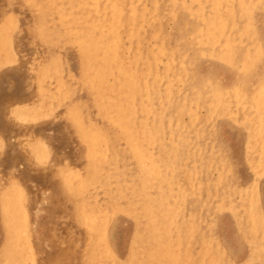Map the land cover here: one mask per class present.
<instances>
[{"label":"rangeland","instance_id":"rangeland-1","mask_svg":"<svg viewBox=\"0 0 264 264\" xmlns=\"http://www.w3.org/2000/svg\"><path fill=\"white\" fill-rule=\"evenodd\" d=\"M150 1L147 0L146 2V0H130V1L129 0H0V43H1L0 44V178H1L0 185L2 184L0 186L1 188L0 189L1 190L0 191V220H1L0 221V231L1 229L3 230V227H4V230L0 232V240H1L0 241V245H1L0 246V264H88V263L89 264H94V263L95 264H106V263L107 264H114V263L120 264L122 261L123 262L121 264L123 263H126V264H137V263L138 264H183V263L184 264H264V98H263L264 94H262L264 93L263 91L264 90V87H263L264 86V76H263L264 75V67H263L264 59H262L264 58V44H263L264 43L263 42L264 41V16H263L264 15L263 13L264 12V8H263L264 0H260V1L259 0H255V1L254 0L253 1L252 0H241V1L234 0L236 1V4L233 0H229V1L220 0V3H216V4L215 2L217 1L219 2V0H216V1L201 0L203 1V3L201 2L203 4V5L201 4L202 7L199 4L200 3L199 0L198 1L196 0L198 3L192 2L195 0H192V1L191 0H180L181 4L180 2L178 4L179 0H172L173 3L174 1H177L175 2V4L177 3L176 5L169 3L170 2L169 0H160V1L154 0V5L152 3L153 1L152 2ZM205 1H207V3H205ZM208 1L209 2L211 1V3H209ZM157 2H159V5H157L158 4ZM186 2L187 4H189V6L191 3L192 4L191 7H187L188 5L185 4ZM251 2H253V4H251ZM247 3L248 4L250 3V4L247 5ZM112 4H114L113 6H115V9L111 11L110 9H107V7L112 8ZM194 4H197L200 8ZM210 4L212 5L211 8L212 7L214 8L213 11H210L211 8H207L209 7ZM226 4L227 5L229 4V7H231L232 9H229ZM231 4L235 5L234 6L235 8H233V5L231 6ZM181 5L184 6V8ZM244 5L245 7L247 6L248 8L245 9ZM250 5H251V8H250ZM255 5L258 8L254 7ZM154 6H156L157 8ZM170 6H173V7H170ZM174 6H176L177 8L176 7L174 8ZM192 7L197 10L200 9V11L203 10V7H204L205 12L203 13L202 11L201 12L199 11V14H198V11L190 10ZM217 7H218V10H216ZM223 7L224 9L228 8L230 12L227 11L228 9L227 10L225 9L226 11L224 9L222 10L221 8ZM187 8L188 9L190 8L189 10L191 11V13L189 10H187ZM249 8L251 11L253 9V11L248 12ZM151 9L153 10L150 12ZM246 10L248 13H250V16L249 14L246 15L247 14ZM214 11H216L215 14L213 13ZM222 11H224L225 14ZM234 11L236 13H234ZM188 12L190 13V15ZM232 12L233 14L237 16V17L235 16L236 18L234 17L233 14H232L233 16H231ZM237 12H240V14H237ZM168 13L169 14L171 13V14L169 15ZM201 13L202 15H204V18H206L207 16L208 21L211 18V16H215V15L219 16V13L224 15V17L223 15H221L222 16V17L220 16L221 18H225L224 20L226 21L228 20L227 22L228 25L226 24L227 27H225L226 30L224 29V34L228 32L226 36H223L224 35L223 33L219 35V33H216L214 31H213L214 34L213 32L209 33L210 36L213 37L214 35L216 38L219 35L220 38L218 37L216 41L214 40L215 42H218V44L215 42L213 44V41H210L212 42L211 46L208 45L210 42H207L208 44L206 43L204 45L199 46L195 42V34H196L195 30L197 31L200 30L201 26H202V29L203 27L205 28L206 26L210 27V25L212 24L211 21L213 19L220 18V17L216 18V16L212 17L213 19H210L209 21V23L211 22V24H208L206 23L208 21L205 22ZM210 13H213L214 15H211ZM196 14L202 17L201 18L202 21H200L201 19L200 20L198 19L199 21L198 20L196 21V19L198 18L196 17L197 16ZM205 14H209V16L208 15L205 16ZM225 16H227V18ZM244 16H247V17L244 18ZM249 19H250L249 23L245 21V20L249 21ZM233 20H235L234 21L235 25H233L234 24ZM203 21L206 23L205 25ZM149 22H151V25ZM113 23L118 26L117 27L118 32L110 31L108 29V27L111 26V24L113 25ZM159 25H161V28ZM237 25H238V28H237ZM233 26L235 30H233ZM181 28L183 31L182 32L180 31L181 32L180 33L179 30ZM236 28H237V31H236ZM128 30H129V33H127ZM138 30H139V34H138ZM248 30L252 34H250ZM88 31H91L93 33L92 37H96V36L104 37L105 36L104 33L106 31L108 33L106 34L107 40L113 34H114L113 36L117 37L118 39V45H119L118 54L119 55H118V58H116L117 65L116 67L114 65L109 70V72L105 71L104 79L101 82H98V80H96L92 74L90 75L88 71L86 72V70L89 69L88 67L89 65H87L88 62L92 63V59L90 58V56H89L90 59L88 58L89 60L84 59L80 61V58L82 59L81 57L82 54H81L80 49H81V46H83V42H84L83 39L85 38L86 35H88ZM243 31H245V34L247 33L246 34L247 39L244 37L245 34L242 33ZM189 33H192V34L190 35ZM232 33L234 34V36H232ZM69 34L71 35L70 37H69ZM241 34L243 36H241ZM210 36H208L209 38L208 40L213 39V38L211 39ZM249 36H251V41H249L250 40ZM225 37H226V40L224 39ZM230 37H232V39ZM234 37L237 39H235ZM255 38L257 39V41ZM258 38H260V40ZM227 39L230 41H227ZM244 39L245 41H243ZM87 41H89V39ZM127 41H129L130 44ZM222 41L224 42V45L226 44V41H227V45L224 46ZM252 41L253 43L255 41V44H257V46L255 44L254 45L251 44ZM146 42L147 43L150 42V43H148L147 45ZM219 42H221L222 43L221 45L223 46L219 45ZM244 42L245 44L246 42L247 43L249 42V44L245 46ZM154 43L156 46H154ZM229 43H230V47H229ZM124 44L125 46L127 45L126 47L128 48H126ZM218 45H219V48L217 49ZM233 45L234 47L235 45H238V46L233 48ZM76 46H79V47H76ZM255 46L256 48H253ZM225 47H228V48H225ZM150 48L151 50H149ZM207 48H209L208 52L210 50L209 54L206 50ZM213 48L215 51L221 50L222 55L220 54L221 51L219 52L216 51V53H214L215 54L214 55L215 58H214L211 52ZM155 49L156 50L158 49L157 50L158 54H156ZM183 49L185 50L182 52L181 50ZM222 49H225V51H223ZM232 49L234 51L236 49L237 50L236 52H234ZM254 49L257 51H255ZM243 50L244 52H242ZM77 51H79V53ZM106 51H107V56H109L111 53L110 47H109V50L106 49ZM150 51L152 53V57H151ZM247 51L249 54L247 53ZM179 52L181 54H178ZM232 52H234L233 54L236 55V57H238L239 55L241 57L239 59H235L234 60L235 62L233 61V63L229 66L227 60L225 61V56L226 54H232ZM251 52L254 55H252ZM254 52L256 53V55ZM174 53H175V56H174ZM186 53L188 54V57ZM247 54L248 56L254 57V60H253L254 64L252 65V70L250 71V73L243 75V72L240 70L241 69L240 65L242 63V57L246 56ZM217 56L219 57L217 58ZM157 57H161L160 59L163 62ZM181 58L184 59V60L182 59V61L185 63L184 65H183V62L181 64ZM216 58H217L216 60L217 62L214 61ZM150 59L153 61H150ZM169 59L170 60L172 59L173 61L172 60L170 61ZM155 61H158V62H155ZM208 61L209 63H207ZM224 61H225V64H224ZM150 62H152V64ZM178 62H180V64H178ZM187 62L190 63L191 65L196 64V63L198 64L196 66L193 65L194 67L193 68L190 64H189L190 66H188ZM258 62L260 63L257 64ZM118 64L122 66L124 65L126 67L124 68L123 71H128L130 69L134 73V78L139 79V80L135 79V81L138 83V86H139L137 89L138 92H136L135 94L127 91L128 86H129L127 85L128 79H126L123 75H121L122 72L120 71V67ZM146 65L148 66L146 67ZM167 65L169 66L168 68H167ZM150 66L152 68H150ZM183 66L186 69L188 68L187 70L193 71V72L190 71L191 75L188 73V71L184 70L185 68ZM254 66L258 68H254ZM163 67L164 69H162ZM231 68H233V70H231ZM139 69L142 75L138 74L140 73ZM150 69H152V72ZM161 69L163 70V72L165 70V73L163 74V76L161 74L163 73ZM142 70H145L146 74ZM181 71L182 72L184 71L185 73H188V74L184 73L183 75ZM150 73L152 74L150 75ZM166 73L168 75H166ZM135 75H137V77ZM115 76L118 77V80L116 79ZM87 77H89V81L92 84L89 83V81L86 82L88 80ZM90 77H91V80H90ZM176 77L179 80L175 79ZM92 79H94V82L92 81ZM161 79L163 81H161ZM167 79L168 80L170 79L171 83L170 81H167ZM174 79L178 82H176ZM180 79L182 80V82L185 79L186 83L185 82L182 84L179 83L181 82ZM189 79L191 81L192 80L194 81L190 82ZM153 80H155L154 84L151 83L153 82ZM204 80L206 81L203 82ZM249 80H251V82ZM107 82L109 84L106 86ZM156 82L158 83L157 85L159 86L155 85ZM95 83L98 85H96ZM168 83H170L174 87V89L173 87L171 88L169 86L170 87V90H169ZM90 84L91 86H89ZM147 84L150 85L151 88L148 87ZM99 85L102 87H99ZM112 85H115V87L118 86L117 89L113 91L109 90V87ZM164 85H166L167 87ZM225 85L226 87H224ZM105 86L107 88H105ZM154 86L156 87L154 88ZM175 86L177 87L176 89H175ZM196 86H198L199 88ZM203 86L205 87L203 88ZM230 86L232 87L231 89H230ZM59 87H62V88H59ZM92 87L94 88L91 89ZM124 87H125V90L127 91V95L136 97V100L134 101V103L133 102L131 103L133 104V107L131 108L132 113L130 114V112L127 111V109H129L128 101L126 99H121L120 101L124 100L123 108H125L124 111L126 112H122V117H121V114L118 115L119 117H117V111L115 112V110H117L116 104L118 102L117 94L120 91V89H124ZM223 87H224V90H223ZM65 88L67 92L64 91ZM165 88H166V92H164ZM213 88H219L220 91L222 89L221 92L223 95L222 94L221 95L223 97L219 95V98L216 97L215 99L217 98L218 99L214 100L213 92L210 91ZM157 89L158 90L162 89L161 90L162 94L160 93L161 91H158ZM97 90H100L102 92L105 91L104 95H102L103 94L102 92L101 94ZM151 90L154 92H152ZM156 90L158 91V95L157 93H155L157 92ZM177 90H181V91H177ZM61 91H63L64 93L63 92L61 93ZM143 91L146 93H143ZM175 91H176V94H175ZM198 91H199V94L201 93L200 96L203 95V98L202 96L201 97L198 96L199 95ZM202 91L204 92L207 91L206 92L207 94ZM191 92H194L192 93L193 95L191 94ZM182 93L184 95H182ZM209 93L210 95H208ZM245 93H247V95ZM148 94L151 95V100L153 99L152 101H150L149 99L148 102L150 104L147 101H145L149 97ZM233 94L235 95L234 99H233V96H234ZM244 94L246 97L244 96ZM190 95L192 97H190ZM167 96L169 97L167 98ZM197 96L198 98L199 97L202 98L203 102L200 98L198 100ZM158 97H160L161 99ZM231 97L233 100L231 99ZM157 98L159 100H157ZM163 98L167 99V101L165 99L163 100ZM183 98L186 100L185 101L186 104L183 103L184 102L182 101L184 100ZM211 98H212V101H214V103H217V104L213 105L214 103L212 104ZM221 98H222V101L220 100ZM74 99L76 100L79 99L78 101H80V104L82 106L79 104L78 101ZM241 99L242 101H240ZM254 99L256 100L254 101ZM67 100L68 101L71 100V102L69 101L70 103H67L68 102ZM140 100L144 104V105L142 104L143 107L147 104V106H145L147 108L142 107L141 105L142 102L141 103L139 102ZM192 100L194 101V103L196 102L195 105L193 104ZM58 101H60L61 103ZM106 101H111V102L107 103ZM155 101L156 103H154ZM252 101L255 103L254 106H253ZM82 102H84L85 104ZM164 102H166L167 105ZM232 102H233V105H232ZM64 103H66L67 105L69 104L70 107L66 106V104L64 105ZM110 103L111 104L113 103L114 105H109ZM135 103H137L136 106L134 105ZM187 103L188 104L190 103L191 105L189 104V107H188ZM201 103L202 104L204 103L203 104L204 106H202ZM206 103L209 108H207V106L205 107ZM220 103L222 105L221 108H220ZM225 103L227 104L226 106L224 105ZM105 104L107 105L108 108L106 107ZM182 104H185V107L182 106ZM210 104L211 106L212 105L214 106V110L212 108L213 106L211 107ZM239 104L240 106H238ZM216 105L218 106L216 107ZM241 105L243 107H241ZM78 106H81V107H78ZM178 106L180 107V110L181 108H183L184 111L183 110L178 111L177 110ZM249 106L251 108L253 106L254 107L253 109L254 110L256 109L255 110L256 112L250 109ZM101 107H103L104 109L103 108L101 109ZM126 107L128 108L126 109ZM151 107H153V109ZM165 107L166 109H163ZM175 107H176L175 113L172 114L174 112ZM194 107L197 109L195 110ZM27 108L30 110H28ZM161 108L163 109V111ZM188 108H191V111L188 110ZM138 109L140 111H137ZM248 109L251 111L250 112L251 114L249 113ZM109 110H112V111L110 112ZM141 110L144 113L143 112L141 113ZM223 110L225 113L228 110L229 113L227 112L226 114H224ZM232 110H234L235 113ZM237 110L239 112H237ZM136 111L138 112L137 115H136L137 113ZM220 111L223 112V115L220 114L221 113ZM252 111H254L253 112L254 114L252 113ZM66 112L67 114H65ZM167 112L169 114L171 112V114L169 115ZM181 112H183V114ZM217 112H218V115L214 116L215 114H217ZM196 113H198V115ZM248 113H249V116H247ZM86 114L88 118L87 117L85 118ZM140 114H141V117L138 116ZM147 114L148 115L150 114L151 119L150 117L145 116ZM162 114H163V117H162ZM189 114H191V117H189L190 116ZM69 115L71 117H69ZM108 115L109 116L112 115L109 118V120L113 119L112 123L111 121L110 122L108 121V117H109ZM166 115L167 116L169 115L168 118H165ZM225 115L227 116L225 117ZM192 116L194 118H192ZM152 117L154 118V120L152 119ZM197 117L199 119H197ZM233 117L234 118L236 117L235 122H234ZM137 118H139L140 120ZM83 119H84V122H83ZM87 119H88V123L89 124L91 123V125L87 123ZM143 119L144 120L147 119V122L144 121L146 125H143ZM176 119H178V123H175V121L177 122ZM122 120H125V121H122ZM158 120L159 121L161 120V123L162 124L164 123V125H162L161 123H158L159 122ZM208 121H210V123ZM240 121L241 122L245 121V122L242 123V125H240L241 124ZM115 122L116 124H119V127L118 125H115ZM134 122H138V123L135 124ZM155 122L158 123L156 125L157 130H155L154 128ZM180 122L181 123L183 122L184 124L183 123H182L183 125L179 124ZM92 123H93V126H92ZM126 123L128 124V127H131L128 131L124 129V125ZM165 123L168 125V127L165 125ZM170 123L172 127H170V131H169V126H171ZM194 123H197V127L199 124V127L197 128L196 124L194 125ZM188 124H190L191 127L190 126L189 128L186 127L188 126ZM135 125L137 126L138 130L136 129ZM177 125L179 127H177ZM90 126L92 129L90 128ZM120 127L123 128L124 130L121 129ZM141 128H144V129L141 130ZM163 128L165 130H163ZM173 128H174V132L171 131L173 130ZM181 128L183 129L181 130ZM133 129L138 131L137 132L138 137L137 136L133 137L132 136L133 134L132 135L130 134L132 133V131H134ZM105 130L107 131L105 132ZM196 130L199 134L196 132ZM122 131L125 133H123ZM156 131H158L157 132L158 135H156L157 134ZM182 132L184 133L186 132L187 136ZM90 133H93V134L95 133V135L92 137H97V138L100 137L98 138V142L95 148L92 146L93 139L90 138L91 137ZM152 134H154L156 137L154 138V135ZM177 134H178L177 136L178 138H176ZM125 136H126V139H124ZM149 136L151 137V140ZM182 137L183 138L186 137V138L183 139ZM127 138H129V140ZM131 138H133V140ZM143 138H145V141H143ZM112 140L114 144L112 143ZM43 141H45V143ZM132 141L137 142V144L135 143V146H134ZM150 141H153V143L152 142L150 143ZM173 142L175 145L172 144ZM138 143H139V146H138ZM191 143L192 145H190ZM144 144L146 146H144ZM147 144H150V145L147 146ZM131 145L134 147H132ZM137 146L139 147L138 149H137ZM143 146L145 150L148 148L147 151H149L150 149L151 150L153 149V150L152 151L150 150L149 153L145 150L140 151L139 149L141 148H142L141 150H143ZM169 146L172 149H170ZM135 147L138 150L137 154H136L137 150L135 151L134 149L133 151V148ZM198 148L200 152L198 151ZM172 150H174V153ZM118 151L121 154L125 152L124 157H122L123 154L121 156L120 153H118ZM142 153L143 155H146V154L147 156L149 155L148 158L142 157ZM106 154H108V156H106ZM165 156L168 158H166ZM110 157L112 159H110ZM115 158H116V164L114 163ZM173 158L175 159L174 161L172 160ZM187 158H188V161H187ZM166 159L169 160L168 165H167L168 160L166 161ZM122 160L124 162H122ZM141 160L142 161L145 160L146 162L145 161L142 162ZM192 160L194 162H192ZM101 162H103V164ZM120 162L121 164H119ZM137 162L140 163L141 165L138 164ZM172 162L174 165L171 164ZM143 163L145 164V166L143 165ZM107 165H109V167H107ZM113 165L115 166L117 170H115ZM155 165L157 167H160V166L161 167L156 168ZM102 166L105 170H103V168H100ZM109 168H111L112 170ZM152 168L154 169L152 170ZM172 168H175V170ZM99 169L100 170L102 169V170L100 171ZM144 169H147V171L149 170L148 172L150 174ZM109 170L111 171V173ZM113 170L116 172H114ZM156 170H158V173L156 172ZM123 171H124V174H123ZM144 171L147 172V174L144 173ZM152 171H155V172H152ZM88 172H90V174L86 175V173L88 174ZM99 173H100V176L98 175ZM111 174H116L117 176L116 175L114 176ZM151 174L153 176L152 178L150 177ZM58 175H60V177ZM84 175L85 177L88 176L86 177L87 179L84 177ZM110 175L114 176L115 178L113 177L114 178L113 179L112 177H110ZM131 176L133 177L130 180ZM157 176H160V177H157ZM168 176H170L171 178L169 177L168 179ZM83 177L85 179H83ZM100 177H103L104 179H101ZM126 177L127 178L129 177V180L126 179ZM107 178H109V180ZM150 178H151V181H150ZM112 180H115V181L113 182ZM132 180L133 181L135 180V181L133 182ZM103 181L105 183H103ZM110 181L113 183L114 187L110 186L112 185ZM117 182H119V184ZM93 183H94V186H93ZM106 183H107V186L105 185ZM130 183H132L133 187ZM20 184L22 186H20ZM177 184L179 187V189L177 188L179 192H177L178 190L175 191ZM102 185L103 187H101ZM108 185H109V189H108ZM123 186H125V188H123ZM140 186L142 187L141 190L144 189L143 192L140 190L141 188ZM87 187L89 188L90 192L89 190H87L88 189ZM105 187L107 190L105 189ZM126 187L127 188L129 187V189H127ZM135 187L137 189H135ZM94 188H97V190H95ZM130 188H132L136 193H133L134 191L132 192V189ZM100 189L104 197L101 194ZM207 189L209 192L206 191ZM157 191L159 192L157 193ZM108 192L109 194H105ZM170 192H172L173 194H171ZM182 192L184 194H182ZM75 193L76 195L78 194V196H76ZM139 193L142 196L141 198L142 201L140 200L141 196L139 195ZM156 193H157L156 196L158 197V199L156 196H154ZM166 193H170L169 196ZM117 194L120 196L118 197ZM148 194L150 196H148ZM152 195L157 200L153 198ZM179 195H180V198H178L179 199L178 200L177 197H179ZM129 196H130V200H129ZM165 196L166 197L168 196V198H166ZM74 197H77L76 200L74 199ZM112 197L113 199H115L113 203H112L113 201ZM133 197L134 199H132ZM181 198H182V202H180ZM103 199L105 200V202L108 199L109 202L107 203V205H105L106 203L103 201ZM118 199L119 201H117ZM151 199L152 200L155 199L154 201H156L159 205H157V203L152 201ZM86 200H88L89 203ZM98 200H100L101 202ZM128 200L130 202H128ZM90 201L92 202V204L90 203ZM160 201H162V203H160ZM219 201H221L220 204H219ZM139 202H140L141 207L139 206ZM142 202L143 203L147 202V205H145L146 203L143 204ZM150 203H153L154 206L156 205L155 206L156 208L155 207L153 208L152 206L153 204H150ZM120 204L121 205L123 204L122 206L126 207V209L124 210V208H122ZM75 205L77 208L75 207ZM79 205H80V209H79ZM102 205L104 207H102ZM144 205L148 208L146 209L147 212L149 211L148 213H145L146 211L144 212L145 210ZM180 205L181 206L184 205V207H181ZM84 207L87 209H85ZM130 207L133 209H131ZM149 207H151L153 210L152 209L150 210ZM110 209L112 211H110ZM129 209L131 210V212L130 211L127 212V210ZM140 210L143 212L144 215L142 214ZM177 210L179 211L177 212ZM100 211H103V212L101 213ZM123 211L127 212L128 214L124 213ZM138 211H140L139 212L140 214L138 213ZM167 211H170L171 213L170 212L167 213ZM154 212H156V214ZM132 213H136V214L133 215ZM118 214H119V217H118ZM130 214L133 215L134 219L131 217L132 215ZM188 214L190 215L188 216ZM172 215H174L173 217H175V215L177 217L178 215V217L174 219ZM125 216L127 219L125 218ZM190 217H192L193 219ZM108 218L110 220H108ZM117 220L119 221L117 222ZM150 220H151V223H150ZM172 220L174 222L176 221L175 222L176 224H174ZM203 220H204V223H203ZM1 222H3V224H1ZM155 222L158 225L155 224ZM193 222L195 225L193 224ZM138 223L139 225L144 226V228L140 227ZM209 223L211 224L209 225ZM87 225L89 226V229L91 231L88 229ZM90 226L92 227V229ZM195 226H196V229H195ZM151 227L153 230L151 229ZM165 227L168 229L166 233H164ZM141 228H143L145 231ZM160 229L164 230V232L162 231L164 233L162 234L163 236L161 235V233H159ZM72 230L73 232L71 233ZM156 230H157V233L155 232L156 234L154 232L152 233V231H156ZM185 231L187 234L190 232V234H188L189 236L186 235ZM149 232L152 234H150ZM144 234L145 236L147 235L146 238H144L145 237L143 236ZM164 235H165V238H164L165 240L162 239ZM202 237H205V238H202ZM206 238L208 239V241ZM131 240L133 242V245L131 243ZM139 240H141L142 242ZM93 241H94V244H93ZM193 241L195 244L193 243ZM137 242H139V244ZM180 243H182V245ZM137 244L141 247H138ZM151 244L152 246H150ZM130 246L133 249L129 248ZM129 252L130 253L133 252L134 254L132 253L130 257ZM219 252L221 254H219ZM219 255H222V256H219ZM106 259L109 261H107ZM219 259L223 262H221Z\"/></svg>","mask_w":264,"mask_h":264},{"label":"bare ground","instance_id":"bare-ground-1","mask_svg":"<svg viewBox=\"0 0 264 264\" xmlns=\"http://www.w3.org/2000/svg\"><path fill=\"white\" fill-rule=\"evenodd\" d=\"M129 1H130V0H129ZM149 1H150V0H149ZM152 1H153V2H152ZM152 1H150V2H152L153 5H154V0H152ZM156 1H157V0H156ZM159 1H160V0H159ZM169 1H170L169 3H171V4H175V2H177V1H174V3H173L172 0H169ZM191 1H192V0H191ZM197 1H198V0H197ZM197 1L195 0V1H192V2H197ZM211 1H212V0H211ZM211 1H210V2L208 1V2L211 3ZM214 1H216V0H214ZM214 1H213V2H214ZM221 1H222V0H221ZM224 1H225V0H224ZM224 1H223V2H224ZM226 1H229V0H226ZM233 1H234V0H233ZM236 1H237V0H236ZM236 1H234L235 4H236ZM238 1H239V0H238ZM240 1H241V0H240ZM252 1H253V0H252ZM254 1H255V0H254ZM259 1H260V0H259ZM146 2H147V0H146ZM146 2H145V4H146ZM179 2H180V0L178 1V4H179ZM199 2H200V3H199L200 5L203 3V1H201V0H199ZM201 2H202V3H201ZM231 2H232V1H231ZM247 2H248V1H247ZM47 3H48V2H47ZM157 3H158L157 5H159V2H157ZM167 3H168V2H167ZM188 3H189V2H188ZM197 3H198V2H197ZM205 3H207V1H205ZM216 3H220V0H219V2H218V1L215 2V4H216ZM221 3H222V2H221ZM227 3H228V2H227ZM237 3H238V2H237ZM242 3H244V2H242ZM176 4H177V3H176ZM176 4H175V5H176ZM180 4H181V2H180ZM185 4H187V2H186ZM229 4H230V3H229ZM229 4H228V5L226 4V5L228 6L229 9H232L231 7H229ZM238 4H239V3H238ZM238 4H237V6H238ZM249 4H250V3H249ZM249 4L247 3V5H249ZM251 4H253V2H251ZM256 4H257V3H256ZM31 5H32V4H31ZM113 5H114V4H112V8H108V7H107V9H110V10L112 11L113 9H115V6H113ZM165 5H166V4H165ZM187 5H188L187 7H191L192 4L190 3V6H189V4H187ZM194 5H197V4H194ZM202 5H203V4H202ZM202 5H201V7H202ZM221 5H222V4H221ZM224 5H225V3H224ZM232 5H233V4H231V6H232ZM58 6H59V5H58ZM178 6H180V5H178ZM181 6H182V5H181ZM211 6H212V5L210 4L209 7H207V8H211ZM215 6H216V5H215ZM217 6H218V5H217ZM219 6H220V4H219ZM227 6H225V7H227ZM234 6H235V5H233V8H235ZM239 6H240V5H239ZM260 6H262V5H260ZM148 7H149V6H148ZM154 7H156V6H154ZM170 7H173V6H170ZM175 7H176V6H174V8H175ZM182 7L184 8V6H182ZM197 7H199V6L197 5ZM197 7H196V8H197ZM204 7H205V5H204ZM204 7H203V10H201L203 13L205 12V11H204V9H205ZM254 7L258 8L256 5H255ZM254 7H253V8H254ZM156 8H157V7H156ZM156 8H155V9H156ZM176 8H177V7H176ZM192 8H193V7H192ZM192 8H191V9L189 8V9L192 10V11H193V10H196V11H198V14H199L200 9L197 10V9H194V8L192 9ZM199 8H200V7H199ZM228 8H225V9L227 10ZM236 8H237V7H236ZM244 8L247 9L248 7H247V6L245 7V5H244ZM250 8H251V5H250ZM250 8H249L248 12L251 11ZM263 8H264V6H263ZM37 9H38V8H37ZM158 9H159V8H158ZM189 9L187 8V10H189ZM221 9L223 10L224 7L221 8ZM225 9H224V10H225ZM229 9H228L227 11L230 12ZM237 9H238V8H237ZM237 9H236V10H237ZM259 9H260V7H259ZM152 10H153V9H151L150 12H151ZM172 10H173V9H172ZM185 10H186V9H185ZM190 10H189V11H190ZM206 10H207V9H206ZM213 10H214V8L212 7L210 11H213ZM216 10H218V7H217ZM226 10H225V11H226ZM148 11H149V10H148ZM170 11H171V10H170ZM201 11H200V12H201ZM210 11H209V12H210ZM220 11H221V10H220ZM232 11H233V10H232ZM252 11H253V9H252ZM252 11H251V12H252ZM134 12H135V11H134ZM155 12H156V11H155ZM168 12H169V11H168ZM173 12H174V11H173ZM209 12H207V13H209ZM215 12H216V11H214L213 13L215 14ZM222 12H224V11H222ZM246 12H247V10H246ZM248 12H247L246 15L249 14V16H250V13H248ZM254 12H255V10H254ZM68 13H69V12H68ZM79 13H81V12H79ZM156 13H157V12H156ZM156 13H155V14H156ZM188 13H189V12H188ZM190 13H191V11H190ZM190 13H189V15H190ZM194 13H195V11H194ZM213 13H210V14H211V15H214ZM220 13H221V12H220ZM220 13H219V16H216V15H215L216 18H217V17H220L221 15H223V14H220ZM234 13H236V12L234 11ZM244 13H245V11H244ZM263 13H264V12H263ZM168 14H169V13H168ZM170 14H171V13H170ZM170 14H169V15H170ZM198 14H196V15H197L196 17H198V18L196 19V21H197L198 19L200 20V19L202 18L201 16H198ZM224 14H225V12H224ZM226 14H227V12H226ZM232 14H233V12L231 13V16H233V15H234V17L236 16L235 14H233V15H232ZM237 14H240V12H237ZM251 14H252V13H251ZM258 14H259V13H258ZM189 15H188V16H189ZM201 15H202V13H201ZM206 15L209 16V14H205V16H206ZM254 15H256V14H254ZM261 15H262V14H261ZM261 15H259V16H261ZM40 16H41V15H40ZM60 16H61V14H60ZM153 16H154V15H153ZM175 16H176V15H175ZM202 16H203V19L205 20V22L208 21L207 16H206L207 19L204 18V15H202ZM215 16H211V18H210V17H209V18H210V19H213L212 17H215ZM229 16H230V15H229ZM263 16H264V15H263ZM171 17H172V16H171ZM194 17H195V16H194ZM221 17H222V16H221ZM221 17L218 18V19H213V20L211 21L212 24H211V22L209 23V21H210V19H209V21L206 22V23L211 24L210 27H209V26H206L205 28L203 27V29H202V26H201V29H200V30H198V31L195 30V31H196V34H195V42H196L199 46H200V45H204V44H206L207 42H210V41H213V44H214V42L217 40V38L219 37V35H220L221 33L224 34V29L226 30L225 27H227L226 24H227L228 20L226 21V20H224L225 18H221ZM223 17H224V15H223ZM225 17L227 18V16H225ZM236 17H237V16H236ZM236 17H235V18H236ZM245 17H247V16H244V18H245ZM255 17H256V16H255ZM152 18H153V17H152ZM228 18H229V17H228ZM248 18H249V17H248ZM248 18H247V20H248ZM257 18H258V17H257ZM261 18H262V17H261ZM64 19H65V18H64ZM194 19H195V18H194ZM254 19H255V18H254ZM199 20H198V21H199ZM235 20H236V19H235ZM235 20H233V23H234ZM242 20H244V19H242ZM247 20H245V21L249 23V22H250V19H249V21H247ZM261 20H262V19H261ZM3 21H4V20H3ZM3 21H2V22H3ZM39 21H40V20H39ZM62 21H63V20H62ZM200 21H202V19H201ZM41 22H42V21H41ZM41 22H40V23H41ZM133 22H134V21H133ZM203 22H204V21H203ZM203 22H202V23H203ZM205 22H204V25L206 24ZM237 22H239V21H237ZM242 22H243V21H242ZM256 22H257V21H256ZM33 23H34V22H33ZM63 23H64V22H63ZM149 23H150V25H151V22H149ZM160 23H161V22H160ZM253 23H254V22H253ZM35 24H37V23H35ZM161 24H162V23H161ZM190 24H191V23H190ZM230 24H231V22H230ZM237 24H238V23H237ZM244 24H245V22H244ZM246 24H247V23H246ZM254 24H255V23H254ZM254 24H253V25H254ZM38 25H39V24H38ZM227 25H228V24H227ZM233 25H235V23H234ZM241 25H242V24H241ZM248 25H249V24H248ZM159 26H160V28H161V25H159ZM182 26H183V25H182ZM198 26H199V25H198ZM198 26H197V27H198ZM243 26H245V25H243ZM29 27H30V26H29ZM36 27H37V26H36ZM117 27H118V26H117L116 24L113 23V25L111 24V26H109L108 29H109L110 31L118 32V30H117L118 28H117ZM151 27H152V26H151ZM241 27H242V26H241ZM255 27H257V26H255ZM30 28H31V27H30ZM62 28H64V27H62ZM160 28H159V30H160ZM178 28H179V27H178ZM178 28H177V30H178ZM186 28H187V26H186ZM186 28H184V29H186ZM231 28H232V27H231ZM237 28H238V25H237ZM237 28H236V31H237ZM239 28H240V27H239ZM246 28H247V26H246ZM258 28H259V27H258ZM65 29H66V27H65ZM90 29H91V27H90ZM198 29H199V28H198ZM240 29H241V28H240ZM240 29H239V30H240ZM243 29H244V28H243ZM243 29H242V30H243ZM233 30H235V29H234V26H233ZM244 30H245V29H244ZM38 31H40V30H38ZM66 31H67V29H66ZM69 31H70V29H69ZM180 31H181V32L183 31L182 28L179 30V32H180ZM213 31L216 32V33H219V35H218L217 38L213 35V34H214ZM236 31H235V32H236ZM250 31H251V30H250ZM72 32H74V31H72ZM75 32H76V31H75ZM158 32H159V31H158ZM181 32H180V33H181ZM190 32H191V31H190ZM212 32H213V34H212L213 37L209 35V33H212ZM235 32H234V34H235ZM248 32H249V30H248ZM127 33H129V30H128ZM132 33H133V32H132ZM216 33H215V34H216ZM227 33H228V32H226V34H227ZM236 33H237V32H236ZM242 33L245 34V31H243ZM249 33H250V32H249ZM258 33H259V32H258ZM67 34H68V33H67ZM92 34H93V33H92L91 31H88V35H86L85 38L83 39V40H84V42H83V46H81V49H80V50H81V54H82V56H81L82 59L80 58V61H81V60H84V59L89 60V59L91 58V59H92V63H91V62L89 63V62L87 61V62H88L87 65H89V66H88L89 69L86 70V72L88 71V73H90V75L92 74L93 77H94L96 80H98V82H101V81L104 79L105 71L109 72V70H110L114 65H115V67H116V65H117V59H116V58H118V55H119V54H118V51H119L118 39H117V37H114V36H113L114 34H113V35L107 40V35H106V34H108V33H107L106 31H105V33H104V34H105L104 37H98V36H96V37H92V36H93ZM138 34H139V30H138ZM152 34H153V33H152ZM187 34H188V33H187ZM189 34L191 35L192 33H189ZM223 34H222V35H223ZM226 34H224L223 36H226ZM230 34H231V33H230ZM230 34H229V35H230ZM234 34L232 33V36H234ZM246 34H247V33H246ZM246 34H245V36H244L245 38H246ZM250 34H252V33H250ZM44 35H45V34H44ZM120 35H121V34H120ZM126 35H127V34H126ZM150 35H151V34H150ZM222 35H221V36H222ZM239 35H240V34H239ZM70 36H71V35L69 34V37H70ZM151 36H152V35H151ZM180 36H181V34H180ZM208 36H210L211 39H212V38H213V39H212V40H208V39H209ZM216 36H217V35H216ZM223 36H222V37H223ZM227 36H228V35H227ZM230 36H231V35H230ZM235 36H236V34H235ZM241 36H243V35L241 34ZM251 36H252V35H251ZM251 36H249V37H250V40H249V41H251ZM152 37H153V36H152ZM152 37H151V38H152ZM154 37H155V36H154ZM161 37H162V36H161ZM192 37H193V36H192ZM214 37H215V39H214ZM237 37H238V36H237ZM254 37H255V36H254ZM258 37H259V36H258ZM219 38H220V37H219ZM230 38L232 39V37H230ZM234 38H235V37H234ZM7 39H8V38H7ZM88 39H89V41H87ZM119 39H120V37H119ZM121 39H122V38H121ZM132 39H134V38H132ZM132 39H131V40H132ZM136 39H137V38H136ZM174 39H175V38H174ZM224 39L226 40V37H225ZM235 39H237V38H235ZM246 39H247V38H246ZM248 39H249V38H248ZM255 39H256V38H255ZM255 39H254V40H255ZM258 39L260 40V38H258ZM126 40H127V39H126ZM142 40H143V39H142ZM159 40H160V39H159ZM163 40H164V39H163ZM214 40H215V41H214ZM12 41H13V40H12ZM136 41H137V40H136ZM136 41H135V42H136ZM150 41H151V40H150ZM164 41H165V40H164ZM227 41H230V40L227 39ZM227 41H226V44H225V45H224V42L222 41V43H223L224 46L227 45ZM232 41H233V40H232ZM232 41H231V42H232ZM235 41H237V40H235ZM243 41H245V39H244ZM256 41H257V39H256ZM127 42L129 43V41H127ZM130 42H131V41H130ZM135 42H134V43H135ZM138 42H140V41H138ZM154 42H155V41H154ZM160 42H161V41H160ZM160 42H159V43H160ZM263 42H264V41H263ZM80 43H81V41H80ZM84 43H85V44H84ZM128 43H127V44H128ZM136 43H137V42H136ZM146 43H147V42H146ZM148 43H150V42H148ZM148 43H147V45H148ZM215 43L218 44V42H215ZM222 43L219 42V45H221ZM235 43H236V42H235ZM250 43H251V42H250ZM256 43H257V42H256ZM261 43H262V42H261ZM0 44H1V43H0ZM129 44H130V43H129ZM163 44H164V42H163ZM207 44H208V43H207ZM211 44H212V42H210L208 45L211 46ZM244 44H245V42H244ZM247 44H249V42H248V43L246 42L245 46H246ZM251 44L254 45V44H255V41H254V43H253V41H252ZM263 44H264V43H263ZM158 45H160V44H158ZM219 45H218L217 49L219 48ZM223 45H221V46H223ZM241 45H242V44H241ZM241 45H240V47H241ZM255 45L257 46V44H255ZM259 45H260V44H259ZM124 46H125V44H124ZM126 46H127V45H126ZM126 46H125V47H126ZM128 46H129V45H128ZM151 46H153V45H151ZM151 46H150V47H151ZM154 46H156L155 43H154ZM163 46H164V45H163ZM163 46H162V47H163ZM215 46H216V45H215ZM221 46H220V47H221ZM231 46H232V45H231ZM236 46H238V45H235V47H236ZM242 46H243V45H242ZM245 46H244V47H245ZM251 46H252V45H251ZM256 46L253 47V48H256ZM76 47H79V46H76ZM109 47H110L111 53H110L109 56H107V51H106V49L109 50ZM125 47H124V48H125ZM229 47H230V43H229ZM235 47H234V45H233V48H235ZM240 47H239V48H240ZM258 47H259V46H258ZM105 48H106V49H105ZM124 48H123V49H124ZM126 48H128V47H126ZM126 48H125V49H126ZM175 48H176V47H175ZM221 48H222V47H221ZM221 48H220V49H221ZM225 48H228V47H225ZM231 48H232V47H231ZM231 48H230V49H231ZM248 48H249V46H248ZM251 48H252V47H251ZM78 49H79V48H78ZM158 49H159V47H158ZM158 49H157V50H158ZM208 49H209V48L206 49L207 52H208ZM241 49H242V48H241ZM13 50H14V48H13ZM149 50H151V48H150ZM157 50L155 49L156 54H158V53H157ZM164 50H166V49H164ZM184 50H185V49H183V50H181V51L183 52ZM206 50H204V51H206ZM222 50L225 51V49H222ZM232 50H233V49H232ZM236 50H237V49H236ZM236 50H235V51L233 50V51L236 52ZM238 50H239V49H238ZM244 50H245V49H244ZM244 50H243L242 52H244ZM246 50H248V49H246ZM254 50H255V49H254ZM147 51H148V50H147ZM159 51H160V50H159ZM159 51H158V52H159ZM161 51H162V50H161ZM216 51H217V50H216ZM216 51L214 50V48H213V50H211L213 56L215 55L214 53H216ZM219 51H221V50H219ZM219 51H217V52H219ZM229 51H230V50H229ZM255 51H257V50H255ZM77 52L79 53V51H77ZM123 52H124V51H123ZM162 52H163V51H162ZM207 52H206V53H207ZM209 52H210V50H209ZM209 52H208V54H209ZM227 52H228V51H227ZM234 52H232V54H226V56H225V61L227 60L229 66L233 63V61H234L235 59H239V58L241 57L240 55H239L238 57H236V55L233 54ZM242 52H241V53H242ZM133 53H134V52H133ZM133 53H132V54H133ZM159 53H160V52H159ZM199 53H200V52H199ZM201 53H202V52H201ZM224 53H226V52H224ZM247 53H248V51H247ZM251 53H252V52H251ZM254 53H255V52H254ZM260 53H261V52H260ZM11 54H12V53H11ZM128 54H129V52H128ZM150 54H151V57H152V53H151V51H150ZM160 54H161V53H160ZM160 54H159V55H160ZM162 54H163V53H162ZM178 54H181V53L179 52ZM186 54H187V53H186ZM208 54H207V55H208ZM220 54L222 55V51H221ZM248 54H249V53H248ZM248 54H247L246 56L242 57V63H241L242 66L240 65V67H241L240 70L243 72V75H244V74H249L250 71L252 70V65L254 64V63H253L254 57H252V56H248ZM3 55H4V54H3ZM78 55H79V54H78ZM78 55H77V56H78ZM159 55H158V56H159ZM169 55H170V54H169ZM204 55H205V54H204ZM223 55H224V54H223ZM250 55H251V54H250ZM252 55H254V54L252 53ZM255 55H256V53H255ZM262 55H263V54H262ZM89 56H90V58H89ZM128 56H129V55H128ZM161 56H162V55H161ZM174 56H175V53H174ZM190 56H191V55H190ZM196 56H197V55H196ZM196 56H195V57H196ZM205 56H206V55H205ZM177 57H178V56H177ZM180 57H181V56H180ZM187 57H188V54H187ZM218 57H219V56H217V58H218ZM220 57H221V56H220ZM255 57H256V56H255ZM88 58H89V59H88ZM123 58H124V57H123ZM129 58H130V57H129ZM138 58H139V57H138ZM141 58H142V57H141ZM146 58H147V56H146ZM157 58L160 59L161 57H157ZM185 58H186V57H185ZM204 58H205V57H204ZM214 58H215V56H214ZM217 58H216L214 61H216ZM158 59H157V60H158ZM167 59H168V58H167ZM172 59H174V58H172ZM172 59H171V60H172ZM182 59H183V58H181V64H182V62H183ZM201 59H202V58H201ZM206 59H207V58H206ZM262 59H264V58H262ZM144 60H145V59H144ZM160 60H161V59H160ZM169 60H170V59H169ZM169 60H168V61H169ZM171 60H170V61H171ZM183 60H184V59H183ZM198 60H199V59H198ZM208 60H210V59H208ZM220 60H221V58H220ZM222 60H224V59H222ZM138 61H139V60H138ZM150 61H153V60L150 59ZM161 61H162V60H161ZM172 61H173V60H172ZM194 61H195V60H194ZM225 61H224V64H225ZM85 62H86V61H85ZM132 62H133V61H132ZM155 62H158V61H155ZM162 62H163V61H162ZM216 62H217V61H216ZM234 62H235V61H234ZM236 62H237V60H236ZM41 63H43V62H41ZM80 63H81V62H80ZM124 63H125V62H124ZM143 63H144V61H143ZM150 63L152 64V62H150ZM164 63H165V62H164ZM169 63H170V62H169ZM192 63H193V62H192ZM195 63H196V62H195ZM207 63H209V61H208ZM220 63H221V62H220ZM259 63H260V62H258L257 64H259ZM78 64H79V63H78ZM120 64H121V62H120ZM120 64H118V65H119V67H120V71L122 72L121 75H123L126 79H128L127 85H129V86H128L127 91L130 92V93L135 94L136 92H138L137 89H138V87H139V86H138V83L135 81V79H137V78H134V73H133L130 69H129L128 71H123L124 68H126V67H125L124 65L122 66V65H120ZM153 64H154V63H153ZM157 64H158V63H157ZM161 64H162V63H161ZM178 64H180V62H178ZM184 64H185V63L183 62V65H184ZM187 64H188V66L191 65V64L188 63V62H187ZM189 64H190V65H189ZM197 64H198V63L193 64V65L196 66ZM200 64H201V63H200ZM228 64H227V65H228ZM239 64H240V63H239ZM143 65H144V64H143ZM143 65H142V67H143ZM154 65H155V64H154ZM162 65H163V64H162ZM168 65H170V64H168ZM168 65H167V68L169 67ZM193 65H191V66L193 67ZM235 65H236V64H235ZM40 66H41V65H40ZM137 66H138V65H137ZM147 66H148V65H146V67H147ZM152 66H153V65H152ZM155 66H156V65H155ZM174 66H175V64H174ZM256 66H257V65H256ZM258 66H259V65H258ZM41 67H42V66H41ZM86 67H87V66H86ZM88 67H87V68H88ZM183 67H184V66H183ZM263 67H264V66H263ZM39 68H40V67H39ZM82 68H84V67H82ZM140 68H141V66H140ZM150 68H152V67L150 66ZM154 68H155V67H154ZM157 68H158V67H157ZM165 68H166V67H165ZM184 68H185V67H184ZM184 68H183V69H184ZM193 68H194V67H193ZM197 68H198V67H197ZM236 68H237V67H236ZM254 68H258V67H255V66H254ZM142 69H143V68H142ZM158 69H159V68H158ZM162 69H164V67H163ZM162 69H161V70H162ZM171 69H172V68H171ZM174 69H175V68H174ZM181 69H182V68H181ZM181 69H179V70H181ZM187 69H188V68H187ZM187 69L185 68L184 70L188 71V73L191 75V73H190L191 70L189 71V70H187ZM229 69H230V68H229ZM63 70H64V69H63ZM83 70H84V69H83ZM113 70H114V69H113ZM113 70H112V71H113ZM115 70H116V69H115ZM146 70H148V69H146ZM150 70H151V72H152V69H150ZM153 70H154V69H153ZM166 70H167V69H166ZM199 70H200V69H199ZM231 70H233V68H231ZM261 70H262V69H261ZM84 71H85V70H84ZM142 71H144V73L146 74L145 70H142ZM156 71H157V70H156ZM171 71H172V70H171ZM237 71H238V70H237ZM137 72H138V71H137ZM139 72H140V69H139ZM154 72H155V71H154ZM162 72H163V70H162ZM172 72H173V71H172ZM181 72H182V71H181ZM191 72H193V71H191ZM229 72H230V71H229ZM257 72H258V71H257ZM88 73H87V74H88ZM113 73H114V72H113ZM164 73H165V70H164L163 73H161L162 76H163ZM174 73H175V71H174ZM184 73H185V72L183 71L182 74L184 75ZM188 73H185V74H188ZM233 73H234V72H233ZM254 73H255V72H254ZM116 74H118V73H116ZM138 74H141V72L138 73ZM151 74H152V73H150V75H151ZM158 74H159V73H158ZM179 74H180V73H179ZM68 75H69V74H68ZM141 75H142V74H141ZM143 75H144V74H143ZM166 75H168V74L166 73ZM194 75H195V74H194ZM206 75H208V74H206ZM237 75H238V74H237ZM252 75H254V74H252ZM261 75H262V74H261ZM135 76L137 77V75H135ZM174 76H175V75H174ZM186 76H187V75H186ZM192 76H193V75H192ZM204 76H205V75H204ZM209 76H210V75H209ZM213 76H215V75H213ZM219 76H221V75H219ZM235 76H236V75H235ZM257 76H258V74H257ZM263 76H264V75H263ZM115 77H116V79L118 80V77H117V76H115ZM138 77H139V76H138ZM87 78H88V80L86 79V80H87L86 82L89 81V77H87ZM140 78H141V77H140ZM147 78H148V77H147ZM147 78H146V79H147ZM165 78H166V76H165ZM181 78H182V77H181ZM192 78H193V77H192ZM205 78H206V77H205ZM219 78H220V77H219ZM256 78H257V77H256ZM46 79H47V78H46ZM54 79H55V78H54ZM72 79H73V78H72ZM113 79H114V77H113ZM142 79H143V78H142ZM163 79H164V78H163ZM175 79L179 80L177 77H176ZM175 79H174V80H175ZM186 79H187V78H186ZM215 79H217V78H215ZM215 79H214V80H215ZM245 79H247V78H245ZM90 80H91V77H90ZM109 80H110V79H109ZM137 80H139V79H137ZM187 80H188V79H187ZM187 80H186V81H187ZM189 80H190V79H189ZM194 80H195V78H194ZM194 80H192V81H194ZM219 80H220V79H219ZM255 80H257V79H255ZM81 81H83V80H81ZM92 81L94 82V79H92ZM154 81H155V80H153V82H151V83L154 84ZM161 81H163V80L161 79ZM167 81H170V79H169V80L167 79ZM175 81H176V80H175ZM180 81H181V82H179V83L182 84V83L185 82V79L183 80V82H182L181 79H180ZM192 81L190 80V82H192ZM200 81H201V80H200ZM205 81H206V80H204L203 82H205ZM249 81L251 82V80H249ZM249 81H248V82H249ZM258 81H259V80H258ZM157 82H158V81H157ZM157 82L155 83V85H156V86H159V85H157V84H158ZM165 82H166V81H165ZM172 82H173V81H172ZM176 82H178V81H176ZM176 82H175V83H176ZM215 82H216V81H215ZM254 82H255V81H254ZM89 83H91V82L89 81ZM141 83H142V82H141ZM160 83H161V82H160ZM170 83H171V81H170ZM170 83H168V87L170 86V87L172 88L173 86H172ZM175 83H174V84H175ZM185 83H186V82H185ZM198 83H199V82H198ZM201 83H202V82H201ZM206 83H208V82H206ZM218 83H219V82H218ZM256 83H257V82H256ZM61 84H62V83H61ZM85 84H86V83H85ZM91 84H92V83H91ZM91 84H90L89 86H91ZM95 84H96V83H95ZM95 84H94V85H95ZM108 84H109V83L107 82L106 86H107ZM142 84H143V83H142ZM163 84H164V83H163ZM163 84H162V86H163ZM166 84H167V83H166ZM169 84H170V85H169ZM235 84H236V83H235ZM41 85H42V84H41ZM86 85H87V84H86ZM96 85H98V84H96ZM96 85H95V86H96ZM147 85H148V84H147ZM183 85H184V84H183ZM183 85H181V86H183ZM189 85H190V84H189ZM189 85H188V86H189ZM192 85H193V84H192ZM195 85H196V84H195ZM203 85H204V84H203ZM249 85H250V84H249ZM58 86H59V84H58ZM87 86H88V85H87ZM87 86H86V87H87ZM106 86H105V88H107ZM156 86H154V88H155ZM162 86H161V87H162ZM164 86H166V85H164ZM176 86H177V85H176ZM176 86H175V89L177 88ZM199 86H200V85H199ZM207 86H208V85H207ZM207 86H206V87H207ZM250 86H251V85H250ZM253 86H254V85H253ZM42 87H43V86H42ZM75 87H76V86H75ZM99 87H102V86L99 85ZM117 87H118V86H117ZM117 87H115V85H112V86L109 87V90H111V91L116 90ZM148 87H150V85H148ZM148 87H147V88H148ZM152 87H153V85H152ZM166 87H167V86H166ZM170 87H169V90H170ZM190 87H191V86H190ZM190 87H189V89H190ZM194 87H195V86H194ZM194 87H193V88H194ZM196 87H198V86H196ZM204 87H205V86H203V88H204ZM208 87H209V86H208ZM224 87H226V85H225ZM224 87H223V90H224ZM233 87H234V86H233ZM245 87H246V86H245ZM261 87H262V86H261ZM261 87H260V88H261ZM263 87H264V86H263ZM59 88H62V87H59ZM87 88H88V87H87ZM93 88H94V87H92L91 89H93ZM142 88H144V87H142ZM150 88H151V87H150ZM182 88H184V87H182ZM182 88H181V89H182ZM198 88H199V87H198ZM231 88H232V87L230 86V89H231ZM242 88H243V86H242ZM57 89H58V88H57ZM88 89H89V88H88ZM95 89H96V88H95ZM173 89H174V87H173ZM173 89H172V90H173ZM178 89H179V88H178ZM191 89H192V88H191ZM206 89H207V88H206ZM238 89H239V87H238ZM245 89H246V88H245ZM251 89H253V88H251ZM261 89H262V88H261ZM81 90H82V89H81ZM89 90H90V89H89ZM152 90H153V89H152ZM152 90H151V91H152ZM157 90H158V89H157ZM157 90H156V91H157ZM161 90H162V89H161ZM161 90L159 89L158 91H161ZM164 90H165L164 92H166V88H165ZM169 90H168V91H169ZM182 90H183V89H182ZM193 90H194V89H193ZM197 90H198V89H197ZM197 90H195V91H197ZM201 90H202V89H201ZM262 90H263V89H262ZM49 91H50V90H49ZM59 91H60V90H59ZM64 91L67 92L66 88H65ZM95 91H96V90H95ZM97 91H99L100 93L102 92V91H100V90H97ZM127 91L125 90V87H124V89H120V91H119L118 94H117V100H118V102H117V104H116L117 110H115V112L117 111V117H119L118 115H120V114H121V117H122V112H126V111H124L125 108H123V106H124V105H123V104H124V100H123V101H120L121 99H126V100L128 101L129 109H127L128 107H126V109H127V111L130 112V114L132 113V111H131L132 109H131V108L133 107V104H131V103H132V102L134 103V101L136 100V97L131 96V95H130V96L127 95ZM158 91L155 92V93H157V95H158ZM177 91H181V90H177ZM184 91H185V90H184ZM189 91H190V90H189ZM210 91L213 92V95H214L213 98H214V100H217V99L219 98V95L222 94V92H221L222 89H221V91H220L219 88H213V89L210 90ZM210 91H208V92H210ZM242 91H243V90H242ZM242 91H241V92H242ZM263 91H264V90H263ZM62 92H63V91H61V93H62ZM104 92H105V91H104ZM104 92H102L103 94H102V93H101V94L104 95ZM141 92H142V90H141ZM149 92H150V91H149ZM152 92H154V91H152ZM164 92H163V93H164ZM169 92H170V91H169ZM202 92H204V91H202ZM206 92H207V91H205L204 93H206ZM237 92H238V91H237ZM250 92H251V91H250ZM259 92H260V91H259ZM41 93H42V92H41ZM41 93H40V94H41ZM45 93H46V92H45ZM63 93H64V92H63ZM97 93H98V92H97ZM97 93H96V94H97ZM143 93H146V92L143 91ZM160 93L162 94V91H161ZM180 93H181V92H180ZM185 93H186V92H185ZM192 93H194V92H191V94H192ZM223 93H224V91H223ZM228 93H229V92H228ZM230 93H231V92H230ZM232 93H233V91H232ZM72 94H73V93H72ZM141 94H142V93H141ZM167 94H168V93H167ZM175 94H176V91H175ZM198 94H199V91H198ZM198 94H197V95H198ZM200 94H201V93H200ZM200 94H199L198 96H200ZM206 94H207V93H206ZM241 94H242V93H241ZM245 94L247 95V93H245ZM245 94H244V96H245ZM251 94H252V93H251ZM262 94H264V93H262ZM44 95H45V94H44ZM69 95H71V94H69ZM69 95H68V96H69ZM148 95H149V97H148V99H146L145 101L148 102L149 99H150V101H152L153 99L151 100V95H150V94H148ZM169 95H170V94H169ZM180 95H181V94H180ZM182 95H184V94L182 93ZM186 95H187V94H186ZM192 95H193V94H192ZM208 95H210V93H209ZM222 95H223V94H222ZM222 95H221V96H222ZM224 95H225V94H224ZM228 95H229V94H228ZM228 95H227V96H228ZM233 95H234V94H233ZM260 95H261V94H260ZM260 95H259V96H260ZM62 96H63V94H62ZM97 96H98V95H97ZM97 96H96V97H97ZM159 96H160V95H159ZM175 96H176V95H175ZM198 96H197V98H198ZM201 96H202V98H203V95H201ZM201 96H200V97H201ZM259 96H257V97H259ZM99 97H100V96H99ZM109 97H111V96H109ZM168 97H169V96H167V98H168ZM185 97H186V96H185ZM190 97H192V96L190 95ZM200 97H199V98H200ZM208 97H209V96H208ZM216 97H218V98L215 99ZM222 97H223V96H222ZM239 97H240V96H239ZM239 97H238V98H239ZM245 97H246V96H245ZM252 97H253V96H252ZM262 97H263V96H262ZM140 98H141V97H140ZM153 98H154V97H153ZM158 98H160V97H158ZM158 98H157V100H159ZM165 98H166V97H165ZM165 98H163V100H164ZM199 98H198V100H199ZM202 98H200V99L202 100ZM226 98H228V97H226ZM234 98H235V95L233 96V99H234ZM238 98H237V100H238ZM263 98H264V97H263ZM263 98H262V99H263ZM108 99H109V98H108ZM144 99H145V98H144ZM155 99H156V98H155ZM160 99H161V98H160ZM176 99H177V98H176ZM183 99H184V98H183ZM223 99H224V98H223ZM231 99H232V97H231ZM233 99H232V100H233ZM242 99H243V98H242ZM242 99H241L240 101H242ZM247 99H248V98H247ZM260 99H261V98H260ZM65 100H66V98H65ZM74 100H76V99H74ZM78 100H79V99H78ZM78 100H76V101H78ZM104 100H105V99H104ZM165 100L167 101V99H165ZM198 100H197V101H198ZM220 100L222 101V98H221ZM224 100H225V99H224ZM245 100H246V99H245ZM255 100H256V99H254V101H255ZM67 101H68V100H67ZM69 101L71 102V100H69ZM69 101H68L67 103H70ZM76 101H74V102H76ZM94 101H95V100H94ZM102 101H103V100H102ZM182 101H184L183 103L186 104V102H185L186 100H185V99L182 100ZM187 101H188V99H187ZM190 101H191V100H190ZM190 101H189V102H190ZM192 101H193V100H192ZM195 101H196V100H195ZM204 101H205V100H204ZM211 101H212V98H211ZM225 101H226V100H225ZM230 101H231V100H230ZM58 102H60V101H58ZM65 102H66V101H65ZM78 102H79V104H80V101H78ZM86 102H87V101H86ZM92 102H93V100H92ZM106 102L109 103V102H111V101H106ZM139 102L141 103L142 101L140 100ZM139 102H138V103H139ZM174 102H175V101H174ZM202 102H203V100H202ZM209 102H210V101H209ZM215 102H217V101H215ZM218 102H219V101H218ZM223 102H224V101H223ZM243 102H244V100H243ZM248 102H249V101H248ZM252 102H253V101H252ZM257 102H258V101H257ZM257 102H256V103H257ZM260 102H261V101H260ZM60 103H61V102H60ZM72 103H73V102H72ZM82 103H84V102H82ZM103 103H104V102H103ZM148 103H149V102H148ZM154 103H156V101H155ZM164 103L167 105L166 102H164ZM190 103H191V102H190ZM190 103H189V104H190ZM207 103H208V102H207ZM207 103H206L205 107L207 106ZM213 103H214V101H212V104H213ZM245 103H246V102H245ZM249 103H250V102H249ZM249 103H248V104H249ZM262 103H263V102H262ZM65 104H66V103H64V105H65ZM79 104H77V105H79ZM84 104H85V103H84ZM126 104H127V102H126ZM136 104H137V103H135L134 105L136 106ZM142 104H143V102L141 103V105H142ZM149 104H150V103H149ZM157 104H158V102H157ZM185 104H182V106L185 107ZM189 104L187 103L188 107H189ZM193 104L195 105L196 102L194 103V101H193ZM203 104H204V103H203ZM203 104L201 103L202 106H204ZM208 104H209V103H208ZM215 104H217V103H214L213 105H215ZM235 104H236V103H235ZM242 104H244V103H242ZM254 104H255V103L253 102V106H254ZM260 104H261V103H260ZM59 105H61V104H59ZM71 105H72V104H71ZM80 105H81V104H80ZM105 105H106V104H105ZM109 105H114V104H113V103H112V104L110 103ZM139 105H140V104H139ZM143 105H144V104H143ZM143 105H142V107H143ZM161 105H162V104H161ZM175 105H176V104H175ZM187 105H186V106H187ZM190 105H191V104H190ZM199 105H200V104H199ZM213 105H212V106H213ZM224 105L226 106L227 104L225 103ZM232 105H233V102H232ZM249 105H250V104H249ZM66 106H69V104H68V105L66 104ZM81 106H82V105H81ZM81 106H78V107H81ZM85 106H86V105H85ZM92 106H93V105H92ZM101 106H102V105H101ZM145 106H147V104H146ZM145 106H144V107H145ZM151 106H152V105H151ZM158 106H160V105H158ZM158 106H157V108H158ZM168 106H169V105H168ZM192 106H193V105H192ZM202 106H201V107H202ZM210 106H211V104H210ZM212 106H211V107H212ZM217 106H218V105H216V107H217ZM221 106H222V105H221V103H220V108H221ZM225 106H224V107H225ZM230 106H231V105H230ZM234 106H235V105H234ZM238 106H240V104H239ZM253 106H252V108L249 106L250 109L254 110V109H253V108H254ZM255 106H257V105H255ZM64 107H65V106H64ZM69 107H70V106H69ZM90 107H91V106H90ZM106 107H107V105H106ZM139 107H140V106H139ZM144 107H143V108H144ZM160 107H162V106H160ZM205 107H204V108H205ZM241 107H243V106L241 105ZM241 107H240V108H241ZM72 108H73V107H72ZM74 108H76V107H74ZM102 108H103V107H101V109H102ZM107 108H108V107H107ZM145 108H147V107H145ZM151 108L153 109V107H151ZM178 108H179V109H178ZM178 108H177V110L179 111V110H180V107L178 106ZM194 108H195V107H194ZM207 108H209V107L207 106ZM212 108H213V110H214V106H213ZM222 108H223V107H222ZM234 108H235V107H234ZM238 108H239V107H238ZM244 108H245V107H244ZM261 108H262V107H261ZM27 109H28V108H27ZM66 109H67V108H66ZM68 109H69V108H68ZM84 109H85V108H84ZM88 109H89V108H88ZM95 109H97V108H95ZM103 109H104V108H103ZM105 109H106V108H105ZM112 109H113V108H112ZM139 109H140V108H139ZM139 109H138L137 111H140ZM148 109H149V107H148ZM161 109H162V108H161ZM163 109H166V107L163 108ZM163 109H162V111H163ZM171 109H172V108H171ZM175 109H176V107L174 108V112H173L172 114L175 113ZM192 109H193V107H192ZM196 109H197V108H195V110H196ZM210 109H211V108H210ZM236 109H237V108H236ZM28 110H30V109H28ZM85 110H86V109H85ZM142 110H144V109H142ZM142 110H141V113L143 112ZM146 110H147V109H146ZM150 110H151V109H150ZM157 110H158V109H157ZM167 110H168V109H167ZM172 110H173V109H172ZM181 110L184 111L183 108H181ZM181 110H180V111H181ZM188 110L191 111V108H188ZM195 110H193V111H195ZM228 110H229V109H228ZM228 110H227V112H228ZM239 110H240V109H239ZM248 110H249V109H248ZM255 110H256V109H255ZM255 110H254V111H255ZM86 111H87V110H86ZM104 111H105V110H104ZM109 111L111 112L112 110H109ZM137 111H136V112H137ZM148 111H149V110H148ZM155 111H156V110H155ZM164 111H165V110H164ZM186 111H187V110H186ZM208 111H209V110H208ZM217 111H218V109H217ZM221 111H222V109H221ZM221 111H220V112H221ZM225 111H226V109H225ZM229 111H230V110H229ZM232 111H234V110H232ZM240 111H241V110H240ZM244 111H245V110H244ZM254 111H252V113H253ZM260 111H261V109H260ZM81 112H82V110H81ZM90 112H91V111H90ZM136 112H135V113H136ZM157 112H158V111H157ZM214 112H215V111H214ZM214 112H213V114H214ZM220 112H219V113H220ZM223 112H224V110H223ZM223 112H221L220 114L223 115ZM227 112H226V113H227ZM237 112H239V111L237 110ZM250 112H251V111L249 110V113H250ZM255 112H256V111H255ZM29 113H31V112H29ZM84 113H85V112H84ZM91 113H92V112H91ZM98 113H99V112H98ZM139 113H140V112H139ZM143 113H144V112H143ZM146 113H147V112H146ZM148 113H149V112H148ZM151 113H152V112H151ZM161 113H162V112H161ZM163 113H164V112H163ZM167 113H168V112H167ZM179 113H180V112H179ZM181 113L183 114V112H181ZM190 113H191V112H190ZM198 113H199V112H198ZM198 113H196V114L198 115ZM205 113H206V112H205ZM226 113L224 112V114H226ZM228 113H229V112H228ZM234 113H235V111H234ZM242 113H243V112H242ZM245 113H246V112H245ZM249 113H248V115H247V114H246V115L249 116ZM65 114H67V112H66ZM81 114H82V113H81ZM105 114H106V113H105ZM137 114H138V112L136 113V115H137ZM168 114H169V113H168ZM170 114H171V112H170ZM170 114H169V115H170ZM184 114H185V113H184ZM232 114H233V112H232ZM232 114H231V115H232ZM250 114H251V113H250ZM253 114H254V113H253ZM92 115H93V114H92ZM98 115H99V114H98ZM114 115H115V113H114ZM114 115H113V116H114ZM136 115H135V116H136ZM142 115H143V114H142ZM157 115H158V114H157ZM169 115H168V116H169ZM189 115H190V116H189ZM189 115H188V116L191 117V114H189ZM194 115H195V114H194ZM210 115H211V113H210ZM216 115H218V112H217V114H215L214 116H216ZM244 115H245V114H244ZM255 115H256V114H255ZM261 115H262V114H261ZM35 116H36V115H35ZM83 116H85V115H83ZM83 116H82V118H83ZM90 116H91V115H90ZM108 116H109V115H108ZM110 116H112V115H110ZM110 116L108 117V121H109V122L111 121V123H112V120H113V119H110V120H109ZM138 116L141 117V114L138 115ZM145 116L150 117V114H149V115L147 114V115H145ZM152 116H153V115H152ZM160 116H161V115H160ZM168 116L166 115L165 118H168ZM177 116H179V115H177ZM177 116H176V117H177ZM201 116H202V115H201ZM226 116H227V115H225V117H226ZM228 116H229V115H228ZM237 116H238V115H237ZM237 116H236V117H237ZM259 116H260V115H259ZM69 117H71V116L69 115ZM86 117H87V114H86L85 118H86ZM94 117H95V115H94ZM100 117H101V115H100ZM106 117H107V115H106ZM132 117H133V116H132ZM157 117H159V116H157ZM162 117H163V114H162ZM181 117H182V115H181ZM189 117H188V118H189ZM209 117H210V116H209ZM217 117H218V116H217ZM231 117H232V116H231ZM236 117H235V118L233 117V118H234V122H235ZM87 118H88V117H87ZM145 118H146V117H145ZM192 118H194V117L192 116ZM192 118H190V119H192ZM200 118H201V117H200ZM211 118H212V116H211ZM218 118H219V117H218ZM220 118H221V117H220ZM233 118H232V119H233ZM237 118H238V117H237ZM244 118H245V117H244ZM70 119H72V118H70ZM93 119H95V118H93ZM102 119H103V118H102ZM130 119H131V117H130ZM137 119H139V118H137ZM150 119H151V117H150ZM152 119L154 120L153 117H152ZM197 119H199V118L197 117ZM197 119H196V120H197ZM241 119H242V117H241ZM245 119H246V118H245ZM259 119H260V118H259ZM26 120H28V119H26ZM104 120H105V119H104ZM139 120H140V119H139ZM167 120H168V119H167ZM174 120H175V118H174ZM176 120H177V122L175 121V123H178V119H176ZM193 120H194V119H193ZM207 120H208V118H207ZM210 120H212V119H210ZM214 120H215V119H214ZM239 120H240V118H239ZM90 121H91V120H90ZM93 121H94V120H93ZM122 121H125V120H122ZM134 121H135V119H134ZM144 121L147 122V119H146V120L143 119V125H146ZM158 121H159V120H158ZM169 121H171V120H169ZM172 121H173V120H172ZM187 121H188V119H187ZM201 121H202V119H201ZM236 121H237V120H236ZM248 121H249V120H248ZM250 121H251V120H250ZM83 122H84V119H83ZM103 122H104V121H103ZM152 122H153V121H152ZM152 122H151V123H152ZM193 122H194V121H193ZM193 122H192V123H193ZM198 122H199V121H198ZM198 122H197V123H198ZM208 122L210 123V121H208ZM219 122H220V121H219ZM240 122H241V121H240ZM240 122H239V123H240ZM244 122H245V121L241 122L240 125H242V123H244ZM87 123H88V119H87ZM87 123H85V124H87ZM118 123H120V122H118ZM134 123L136 124V123H138V122H134ZM141 123H142V122H141ZM158 123H161V120H160ZM158 123L155 122V124H154V125H155V127H154L155 130H157V129H156V125H157ZM175 123H174V124H175ZM182 123H183V122H182ZM182 123L180 122L179 124H182ZM197 123H194V125L196 124V127H197ZM217 123H218V122H217ZM237 123H238V122H237ZM246 123H247V122H246ZM88 124H89V123H88ZM98 124H99V123H98ZM106 124H107V123H106ZM139 124H140V123H139ZM149 124H150V123H149ZM161 124H162V123H161ZM183 124H184V123H183ZM183 124H182V125H183ZM190 124H191V123H190ZM190 124H188V126H186V127L189 128ZM248 124H249V123H248ZM89 125H91V123H90ZM89 125H88V126H89ZM99 125H100V124H99ZM115 125H118V127H119V124H116V122H115ZM121 125H122V124H121ZM140 125H141V124H140ZM147 125H148V124H147ZM159 125H160V124H159ZM162 125H164V123H163ZM165 125L168 127V125H167L166 123H165ZM170 125H171V123H170ZM185 125H186V124H185ZM200 125H201V124H200ZM86 126H87V125H86ZM92 126H93V123H92ZM111 126H112V125H111ZM129 126H130V125H129ZM135 126H136V125H135ZM141 126H142V125H141ZM175 126H176V125H175ZM202 126H203V125H202ZM211 126H212V125H211ZM95 127H96V126H95ZM99 127H100V126H99ZM145 127H146V126H145ZM145 127H144V128H145ZM152 127H153V125H152ZM157 127H158V126H157ZM170 127H172V125L169 126V131H170ZM177 127H179V126L177 125ZM181 127H182V126H181ZM190 127H191V126H190ZM198 127H199V124H198ZM198 127H197V128H198ZM216 127H217V126H216ZM85 128H86V127H85ZM90 128H91V126H90ZM90 128H89V129H90ZM100 128H101V127H100ZM100 128H99V129H100ZM120 128H121V127H120ZM130 128H131V127H128V124H127V123L124 125V129H126V131H128ZM144 128H141V130L144 129ZM149 128H150V126H149ZM91 129H92V128H91ZM95 129H96V128H95ZM113 129H114V128H113ZM121 129H123V128H121ZM124 129H123V130H124ZM136 129L138 130L137 126H136ZM152 129H153V128H152ZM177 129H178V128H177ZM182 129H183V128H181V130H182ZM119 130H120V129H119ZM133 130H134V129H133ZM137 130H134V131L131 130L132 133H130V134H131V135L133 134V135H132L133 137H134V136H137V137H138V133H137L138 131H137ZM163 130H165V129L163 128ZM163 130H162V132H163ZM187 130H188V129H187ZM192 130H193V129H192ZM194 130H195V129H194ZM102 131H104V130H102ZM106 131H107V130H105V132H106ZM108 131H109V130H108ZM171 131L174 132V128H173V130H171ZM78 132H79V131H78ZM110 132H111V131H110ZM122 132H123V131H122ZM157 132H158V131H156V133H157ZM196 132H197V130H196ZM196 132H194V133H196ZM123 133H125V132H123ZM144 133H145V132H144ZM182 133H184V132H182ZM182 133H181V134H182ZM197 133H198V132H197ZM83 134H84V133H83ZM90 134H91V137H90V138L93 139V144H92V146L95 148V146L97 145V142H98V138H100V137H98V138H97V137H92V136L95 135V133H94V134H93V133H90ZM120 134H121V132H120ZM142 134H143V132H142ZM154 134H155V133H154ZM154 134H152V135H154ZM169 134H170V133H169ZM184 134L186 135V132H185ZM198 134H199V133H198ZM118 135H119V134H118ZM149 135H150V134H149ZM152 135H151V136H152ZM156 135H158V133H157ZM171 135H172V134H171ZM98 136H100V135H98ZM110 136H111V135H110ZM116 136H117V135H116ZM162 136H163V135H162ZM164 136H165V134H164ZM167 136H168V135H167ZM172 136H173V135H172ZM177 136H178V134L176 135V138H178ZM182 136H183V135H182ZM186 136H187V135H186ZM195 136H196V134H195ZM30 137H31V136H30ZM114 137H115V135H114ZM117 137H118V136H117ZM144 137H146V136H144ZM149 137H150V136H149ZM155 137H156V136L154 135V138H155ZM158 137H159V136H158ZM109 138H110V137H109ZM123 138H124V137H123ZM123 138H122V139H123ZM141 138H142V137H141ZM147 138H148V137H147ZM163 138H164V137H163ZM166 138H167V137H166ZM180 138H181V137H180ZM182 138H183V137H182ZM185 138H186V137H185ZM185 138H183V139H185ZM110 139H111V138H110ZM124 139H126V136H125ZM127 139L129 140V138H127ZM131 139L133 140V138H131ZM131 139H130V140H131ZM138 139H139V138H138ZM152 139H153V138H152ZM156 139H157V138H156ZM101 140H102V139H101ZM115 140H116V139H115ZM115 140H114V141H115ZM134 140H135V138H134ZM148 140H149V139H148ZM150 140H151V137H150ZM158 140H159V138H158ZM192 140H193V139H192ZM208 140H209V139H208ZM119 141H120V139H119ZM143 141H145V138H143ZM172 141H173V140H172ZM43 142L45 143V141H43ZM115 142H116V141H115ZM128 142H129V141H128ZM132 142H133L134 146H135V143L137 144V142H135V141H132ZM151 142L153 143V141H150V143H151ZM154 142H155V141H154ZM175 142H176V140H175ZM112 143H113V140H112ZM117 143H118V142H117ZM129 143H130V142H129ZM140 143H141V142H140ZM145 143H146V142H145ZM148 143H149V142H148ZM162 143H163V142H162ZM194 143H195V142H194ZM113 144H114V143H113ZM172 144H174V142H173ZM48 145H49V144H48ZM107 145H108V144H107ZM149 145H150V144H147V146H149ZM174 145H175V144H174ZM178 145H179V144H178ZM178 145H177V146H178ZM190 145H192V143H191ZM113 146H114V145H113ZM118 146H119V145H118ZM126 146H127V145H126ZM131 146H132V145H131ZM134 146H132V147H134ZM138 146H139V143H138ZM138 146H137V149L139 148ZM144 146H146V145L144 144ZM144 146H143V150H141L142 148L139 149V150H140V151H144V150H145ZM152 146H153V145H152ZM170 146H171V145H170ZM170 146H169V147H170ZM46 147H47V146H46ZM107 147H108V146H107ZM140 147H141V146H140ZM195 147H196V146H195ZM208 147H209V146H208ZM114 148H115V147H114ZM119 148H120V147H119ZM178 148H180V147H178ZM46 149H47V148H46ZM120 149H121V148H120ZM124 149H125V148H124ZM134 149H135V151L137 150L136 147L133 148V151H134ZM170 149H172V148L170 147ZM173 149H174V148H173ZM193 149H194V147H193ZM193 149H192V150H193ZM89 150H90V149H89ZM114 150H115V149H114ZM127 150H128V148H127ZM147 150H148V148H147L145 151H147ZM150 150H151V149H150ZM150 150L147 151V152L149 153ZM152 150H153V149H152ZM152 150H151V151H152ZM168 150H169V149H168ZM174 150H175V149H174ZM174 150H172L173 153H174ZM116 151H117V150H116ZM121 151H122V150H121ZM125 151H126V150H125ZM198 151L200 152L199 148H198ZM131 152H132V151H131ZM147 152H145V153H147ZM168 152H169V151H168ZM180 152H181V151H180ZM48 153H49V152H48ZM51 153H52V152H51ZM118 153H120V152L118 151ZM137 153H138V150H137L136 154H137ZM139 153H140V152H139ZM173 153H172V154H173ZM176 153H177V152H176ZM176 153H175V155H176ZM197 153H198V152H197ZM116 154H117V152H116ZM122 154H123V156H122ZM122 154L120 153V155H121L122 157H124L125 152L122 153ZM126 154H127V153H126ZM192 154H193V153H192ZM139 155H141V154H139ZM139 155H138V156H139ZM151 155H152V153H151ZM198 155H199V154H198ZM198 155H197V156H198ZM106 156H108V154H106ZM113 156H114V155H113ZM113 156H112V158H113ZM148 156H149V155H148ZM148 156H147V154H146V155H143V153H142V157H147V158H148ZM154 156H155V154H154ZM154 156H153V157H154ZM166 156H167V155H166ZM166 156H165V157H166ZM193 156H194V155H193ZM90 157H91V156H90ZM125 157H126V156H125ZM181 157H182V156H181ZM107 158H108V157H107ZM112 158L110 157V159H112ZM150 158H152V157H150ZM166 158H168V157H166ZM171 158H172V157H171ZM175 158H176V156H175ZM110 159H109V160H110ZM130 159H131V158H130ZM192 159H193V158H192ZM105 160H107V159H105ZM132 160H133V159H132ZM136 160H137V158H136ZM146 160H147V159H146ZM154 160H155V158H154ZM154 160H153V161H154ZM158 160H160V159H158ZM167 160H168V159H166V161H167ZM172 160L174 161L175 159L173 158ZM172 160H171V161H172ZM184 160H185V159H184ZM90 161H91V159H90ZM102 161H103V160H102ZM113 161H114V159H113ZM118 161H120V160H118ZM141 161H142V160H141ZM143 161H145V160H143ZM143 161H142V162H143ZM153 161H151V162H153ZM187 161H188V158H187ZM111 162H112V161H111ZM122 162H124V161L122 160ZM139 162H140V161H139ZM145 162H146V161H145ZM156 162H157V161H156ZM158 162H159V161H158ZM192 162H194V161L192 160ZM101 163L103 164V162H101ZM106 163H107V162H106ZM109 163H110V162H109ZM109 163H108V164H109ZM114 163L116 164V158H115V162H114ZM114 163H112V164H114ZM131 163H132V162H131ZM137 163H138V162H137ZM165 163H166V162H165ZM168 163H169V160H168V162H167V165H168ZM182 163H183V162H182ZM195 163H197V162H195ZM89 164H90V163H89ZM119 164H121V162H120ZM123 164H124V163H123ZM126 164H127V162H126ZM138 164H140V163H138ZM157 164H159V163H157ZM171 164H173V162H172ZM100 165H101V164H100ZM140 165H141V164H140ZM143 165L145 166L144 163H143ZM173 165H174V164H173ZM191 165H192V164H191ZM113 166H114V165H113ZM126 166H127V165H126ZM155 166H156V165H155ZM158 166H159V165H158ZM164 166H165V165H164ZM65 167H67V166H65ZM107 167H109V165H107ZM129 167H130V166H129ZM160 167H161V166H160ZM160 167H157V166H156V168H160ZM194 167H195V165H194ZM88 168H89V167H88ZM92 168H93V167H92ZM100 168H103V166L100 167ZM114 168H115V166H114ZM139 168H140V167H139ZM154 168H155V167H154ZM154 168H152V170H153ZM169 168H170V166H169ZM185 168H186V167H185ZM68 169H69V168H68ZM109 169H111V168H109ZM118 169H119V168H118ZM125 169H126V168H125ZM134 169H135V168H134ZM140 169H141V168H140ZM140 169H139V170H140ZM148 169H149V168H148ZM172 169L175 170V168H172ZM193 169H194V168H193ZM99 170H100V169H99ZM101 170H102V169H101ZM101 170H100V171H101ZM103 170H105V169L103 168ZM111 170H112V169H111ZM115 170H117V169L115 168ZM123 170H124V169H123ZM144 170L147 171V169H144ZM174 170H173V171H174ZM228 170H229V169H228ZM80 171H81V170H80ZM109 171H110V170H109ZM113 171H114V170H113ZM125 171H126V170H125ZM148 171H149V170H148ZM148 171H147V172H148ZM163 171H164V170H163ZM163 171H162V172H163ZM168 171H169V170H168ZM106 172H108V171H106ZM106 172H105V173H106ZM114 172H116V171H114ZM147 172L144 171V173H146V174H147ZM152 172H155V171H152ZM156 172L158 173V170H156ZM196 172H197V171H196ZM228 172H229V171H228ZM228 172H227V173H228ZM96 173H97V172H96ZM96 173H95V174H96ZM110 173H111V171H110ZM120 173H121V172H120ZM127 173H128V171H127ZM139 173H140V171H139ZM139 173H138V174H139ZM148 173H149V172H148ZM171 173H172V172H171ZM56 174H57V173H56ZM80 174H81V173H80ZM89 174H90V172H88V174L86 173V175H89ZM107 174H109V173H107ZM118 174H119V173H118ZM123 174H124V171H123ZM133 174H134V172H133ZM149 174H150V173H149ZM161 174H162V173H161ZM163 174H164V173H163ZM169 174H170V173H169ZM187 174H188V173H187ZM98 175L100 176V173H99ZM111 175H114V176H115L116 174H111ZM111 175H110V177L113 178L114 176H111ZM119 175H120V174H119ZM135 175H136V173H135ZM159 175H160V174H159ZM58 176L60 177V175H58ZM104 176H106V175H104ZM116 176H117V175H116ZM171 176H172V175H171ZM13 177H14V176H13ZM61 177H62V176H61ZM84 177H85V175H84ZM84 177H83V179H85V178L88 177V176H86L85 178H84ZM119 177H120V176H119ZM119 177H118V178H119ZM132 177H133V176L130 177V180H131ZM137 177H138V176H137ZM147 177H149V176H147ZM147 177H146V178H147ZM150 177H151V178L153 177L152 174H151ZM155 177H156V176H155ZM157 177H160V176H157ZM169 177H170V176H168V179H169ZM14 178H15V177H14ZM68 178H69V177H68ZM100 178H101V179H104L103 177H100ZM112 178H111V179H112ZM114 178H115V177H114ZM114 178H113V179H114ZM118 178H117V179H118ZM151 178H150V181H151ZM164 178H165V177H164ZM170 178H171V177H170ZM83 179H81V180H83ZM86 179H87V178H86ZM90 179H91V178H90ZM107 179L109 180V178H107ZM126 179L129 180V177H128V178L126 177ZM148 179H149V178H148ZM148 179H147V180H148ZM161 179H162V178H161ZM0 180H1V178H0ZM17 180H18V179H17ZM61 180H62V178H61ZM91 180H92V179H91ZM97 180H98V178H97ZM128 180H127V181H128ZM142 180H143V178H142ZM142 180H141V181H142ZM162 180H163V179H162ZM3 181H4V180H3ZM11 181H12V180H11ZM99 181H100V179H99ZM106 181H107V180H106ZM112 181L114 182L115 180H112ZM116 181H117V180H116ZM132 181H133V180H132ZM134 181H135V180H134ZM134 181H133V182H134ZM136 181H137V180H136ZM145 181H146V180H145ZM165 181H167V180H165ZM169 181H171V180H169ZM97 182H98V181H97ZM125 182H126V181H125ZM139 182H140V181H139ZM186 182H188V181H186ZM189 182H190V180H189ZM8 183H9V182H8ZM62 183H63V182H62ZM89 183H90V182H89ZM95 183H96V182H95ZM99 183H100V182H99ZM103 183H105V182L103 181ZM107 183H108V182H107ZM107 183L105 184L106 186H107ZM110 183L112 184V185H110V186H113V183H112L111 181H110ZM115 183H116V182H115ZM117 183L119 184V182H117ZM159 183H160V182H159ZM159 183H158V184H159ZM172 183H173V182H172ZM179 183H180V182H179ZM191 183H192V182H191ZM121 184H122V183H121ZM121 184H120V185H121ZM124 184H125V183H124ZM124 184H123V185H124ZM130 184L132 185V183H130ZM130 184H129V185H130ZM133 184H134V183H133ZM161 184H162V183H161ZM1 185H2V184H1ZM1 185H0V186H1ZM68 185H69V184H68ZM143 185H144V184H143ZM155 185H156V184H155ZM167 185H168V184H167ZM171 185H173V184H171ZM20 186H22V185L20 184ZM62 186H64V185H62ZM91 186H92V185H91ZM93 186H94V183H93ZM95 186H96V184H95ZM118 186H119V185H118ZM127 186H128V184H127ZM157 186H158V185H157ZM4 187H5V186H4ZM101 187H103V185H102ZM101 187H99V188H101ZM113 187H114V186H113ZM121 187H122V186H121ZM129 187H130V186H129ZM129 187H128V188L126 187V188L129 189ZM132 187H133V185H132ZM140 187H141V186H140ZM155 187H156V186H155ZM22 188H23V187H22ZM87 188H88V187H87ZM90 188H91V187H90ZM123 188H125V186H123ZM143 188H144V187H143ZM146 188H147V187H146ZM150 188H151V187H150ZM177 188L179 189L178 184H177L176 190H175V189H174V190L177 191V190H178ZM0 189H1V188H0ZM3 189H4V188H3ZM3 189H2V190H3ZM63 189H64V188H63ZM75 189H76V188H75ZM94 189L97 190V188H94ZM102 189H103V188H102ZM105 189H106V187H105ZM108 189H109V185H108ZM130 189H132V188H130ZM135 189H137V188L135 187ZM141 189H142V187L140 188V190H141ZM147 189H148V188H147ZM167 189H168V188H167ZM171 189H172V188H171ZM171 189H170V190H171ZM190 189H191V188H190ZM23 190H24V189H23ZM77 190H78V189H77ZM87 190H89V188H88ZM106 190H107V189H106ZM143 190H144V189H143ZM143 190H141V191L143 192ZM158 190H159V188H158ZM160 190H161V189H160ZM172 190H173V189H172ZM180 190H181V189H180ZM200 190H201V189H200ZM227 190H228V188H227ZM231 190H232V189H231ZM0 191H1V190H0ZM73 191H74V190H73ZM75 191H76V190H75ZM100 191H101V189H100ZM109 191H110V190H109ZM116 191H117V189H116ZM121 191H122V190H121ZM133 191H134V190L132 189V192H133ZM141 191H140V192H141ZM145 191H147V190H145ZM163 191H164V190H163ZM166 191H167V190H166ZM181 191H182V190H181ZM189 191H190V190H189ZM206 191H208V189H207ZM89 192H90V190H89ZM89 192H87V193H89ZM95 192H96V191H95ZM105 192H106V191H105ZM111 192H112V191H111ZM118 192H119V191H118ZM128 192H129V191H128ZM138 192H139V191H138ZM158 192H159V191H157V193H158ZM172 192H174V191H172ZM172 192H170V193L173 194ZM177 192H179V190H178ZM184 192H185V191H184ZM208 192H209V191H208ZM214 192H215V191H214ZM216 192H217V191H216ZM231 192H233V191H231ZM96 193H97V192H96ZM112 193H113V192H112ZM121 193H122V192H121ZM126 193H127V192H126ZM133 193H136V192L134 191ZM157 193H156L154 196H156ZM170 193H166V194H168V196H169ZM180 193H181V192H180ZM227 193H229V192H227ZM227 193H226V194H227ZM73 194H74V192H73ZM101 194H102V191H101ZM105 194H109V192H108V193H105ZM124 194H125V193H124ZM124 194H123V195H124ZM128 194H129V193H128ZM159 194H160V193H159ZM166 194H165V195H166ZM178 194H179V193H178ZM182 194H184V193L182 192ZM214 194H215V193H214ZM214 194H213V195H214ZM75 195H76V193H75ZM83 195H84V193H83ZM102 195H103V194H102ZM114 195H115V194H114ZM134 195H135V194H134ZM139 195H140V193H139ZM163 195H164V194H163ZM185 195H186V194H185ZM215 195H216V194H215ZM229 195H230V194H229ZM243 195H244V194H243ZM26 196H27V195H26ZM76 196H78V194H77ZM79 196H80V195H79ZM96 196H97V195H96ZM111 196H112V195H111ZM111 196H110V197H111ZM117 196L119 197L120 195L117 194ZM117 196H116V197H117ZM126 196H128V195H126ZM140 196H141V195H140ZM145 196H146V195H145ZM148 196H150V195L148 194ZM168 196H167V197L165 196V197L168 198ZM87 197H88V196H87ZM89 197H90V196H89ZM97 197H98V196H97ZM97 197H96V199H97ZM103 197H104V195H103ZM131 197H132V196H131ZM152 197H153V195H152ZM156 197H157V196H156ZM161 197H162V196H161ZM173 197H174V196H173ZM184 197H185V196H184ZM212 197H214V196H212ZM229 197H230V196H229ZM245 197H246V196H245ZM76 198H77V197H74L75 200H76ZM91 198H92V197H91ZM106 198H107V197H106ZM124 198H125V196H124ZM124 198H123V199H124ZM141 198H142V196L140 197V200H141ZM153 198H155V197H153ZM169 198H170V197H169ZM178 198H180V195H179V197H177V199H178ZM226 198H227V197H226ZM72 199H73V197H72ZM81 199H82V198H81ZM112 199H113V197H112ZM127 199H128V198H127ZM132 199H134V197H133ZM155 199H156V198H155ZM155 199H154V200H155ZM157 199H158V197H157ZM157 199H156V200H157ZM227 199H228V198H227ZM75 200H74V201H75ZM90 200H91V199H90ZM110 200H111V199H110ZM114 200H115V199H113L112 203L114 202ZM124 200H125V199H124ZM129 200H130V196H129ZM129 200H128V202H130ZM140 200H139V201H140ZM147 200H148V199H147ZM147 200H146V201H147ZM151 200H152V199H151ZM154 200H152V201H154ZM168 200H169V199H168ZM178 200H179V199H178ZM247 200H248V199H247ZM28 201H29V200H28ZM74 201H73V202H74ZM86 201L88 202V200H86ZM95 201H96V200H95ZM98 201H100V200H98ZM103 201L105 202L104 199H103ZM117 201H119V199H118ZM135 201H136V200H135ZM141 201H142V200H141ZM166 201H167V199H166ZM226 201H227V200H226ZM3 202H4V201H3ZM26 202H27V201H26ZM100 202H101V201H100ZM108 202H109V201H108V199H107V201L105 202V203H106L105 205H107ZM121 202H122V201H121ZM124 202H125V201H124ZM131 202H132V201H131ZM137 202H138V201H137ZM148 202H149V201H148ZM150 202H151V201H150ZM154 202H156V201H154ZM154 202H153V203H154ZM168 202H170V201H168ZM176 202H177V200H176ZM180 202H182V198H181V201H180ZM180 202H179V203H180ZM220 202H221V201H219V204H220ZM4 203H5V202H4ZM4 203H3V204H4ZM75 203H76V202H75ZM85 203H86V202H85ZM88 203H89V202H88ZM90 203L92 204L91 201H90ZM93 203H94V202H93ZM96 203H97V202H96ZM102 203H103V202H102ZM126 203H127V201H126ZM126 203H125V204H126ZM142 203H143V202H142ZM145 203H146V204H145ZM145 203H143V204L147 205V202H145ZM153 203H150V204H153ZM156 203H157V202H156ZM160 203H162V201H160ZM210 203H211V202H210ZM227 203H228V202H227ZM94 204H95V203H94ZM97 204H98V203H97ZM110 204H111V203H110ZM110 204H109V205H110ZM115 204H116V202H115ZM128 204H129V203H128ZM150 204H149V205H150ZM171 204H172V203H171ZM173 204H174V203H173ZM183 204H184V203H183ZM4 205H5V204H4ZM68 205H69V204H68ZM76 205H77V204H76ZM76 205H75V207H76ZM81 205H82V204H81ZM103 205H104V204H103ZM103 205H102V207H104ZM118 205H119V204H118ZM120 205H121V204H120ZM122 205H123V204H122ZM122 205H121V206H122ZM131 205H133V204H131ZM145 205H144V206H145ZM157 205H159V204L157 203ZM231 205H232V204H231ZM22 206H23V205H22ZM94 206H95V205H94ZM128 206H129V205H128ZM139 206L141 207L140 202H139ZM150 206H151V205H150ZM152 206H153V208H154L156 205L154 206V204H153ZM180 206H181V205H180ZM1 207H2V206H1ZM25 207H26V206H25ZM97 207H98V206H97ZM110 207H111V206H110ZM112 207H113V206H112ZM134 207H135V206H134ZM136 207H137V206H136ZM142 207H143V206H142ZM145 207H146V206H145ZM145 207H144V209H145L144 212L146 211L145 213H148L149 211L147 212V210H146V209H148V208H147V207L145 208ZM173 207H174V205H173ZM181 207H184V205L181 206ZM219 207H220V206H219ZM233 207H234V206H233ZM76 208H77V207H76ZM84 208H85V207H84ZM94 208H95V207H94ZM122 208H124V210L126 209V207H123V206H122ZM130 208H131V207H130ZM155 208H156V207H155ZM228 208H230V207H228ZM236 208H237V207H236ZM244 208H245V206H244ZM244 208H243V209H244ZM74 209H75V208H74ZM79 209H80V205H79ZM85 209H87V208H85ZM92 209H93V208H92ZM98 209H99V208H98ZM105 209H106V208H105ZM116 209H117V208H116ZM120 209H121V208H120ZM131 209H133V208H131ZM140 209H141V208H140ZM149 209L151 210L152 208L149 207ZM157 209H158V208H157ZM168 209H169V208H168ZM179 209H180V208H179ZM214 209H215V208H214ZM218 209H219V208H218ZM233 209H234V208H233ZM243 209H242V210H243ZM95 210H96V209H95ZM113 210H114V209H113ZM117 210H118V209H117ZM142 210H143V209H142ZM152 210H153V209H152ZM166 210H167V209H166ZM172 210H173V209H172ZM244 210H245V209H244ZM78 211H79V210H78ZM106 211H107V210H106ZM110 211H112V210L110 209ZM120 211H121V210H120ZM128 211L131 212L130 209L127 210V212H128ZM135 211H136V210H135ZM135 211H134V212H135ZM140 211H141V210H140ZM140 211H138V213H139ZM175 211H176V210H175ZM178 211H179V210H177V212H178ZM240 211H241V210H240ZM26 212H27V211H26ZM96 212H97V211H96ZM100 212L102 213L103 211H100ZM107 212H108V211H107ZM115 212H116V211H115ZM117 212H118V211H117ZM123 212H124V213H127V212H125V211H123ZM123 212H122V213H123ZM141 212H142V211H141ZM151 212H152V211H151ZM156 212H157V211H156ZM156 212H154V213L156 214ZM168 212H170V211H167V213H168ZM4 213H5V212H4ZM113 213H114V212H113ZM124 213H123V214H124ZM138 213H137V214H138ZM154 213H153V214H154ZM170 213H171V212H170ZM170 213H169V215H170ZM188 213H189V212H188ZM244 213H245V211H244ZM127 214H128V213H127ZM132 214L135 215L136 213H132ZM132 214H130V215H132ZM139 214H140V213H139ZM142 214H143V212H142ZM150 214H151V213H150ZM157 214H158V213H157ZM212 214H213V213H212ZM125 215H126V214H125ZM130 215H129V216H130ZM133 215H132L131 217L134 219ZM143 215H144V214H143ZM145 215H146V214H145ZM167 215H168V214H167ZM189 215H190V214H188V216H189ZM5 216H7V215H5ZM80 216H81V215H80ZM111 216H112V215H111ZM136 216H137V215H136ZM147 216H148V215H147ZM152 216H153V215H152ZM152 216H151V217H152ZM157 216H159V215H157ZM157 216H155V217H157ZM173 216H174V215H172V217H173ZM208 216H209V215H208ZM1 217H2V216H1ZM118 217H119V214H118ZM131 217H130V218H131ZM143 217H144V216H143ZM149 217H150V216H149ZM177 217H178V215H177ZM177 217H176V215H175V217H173V218L175 219V218H177ZM186 217H187V216H186ZM116 218H117V217H116ZM125 218H126V216H125ZM188 218H189V217H188ZM190 218H192V217H190ZM213 218H215V217H213ZM72 219H73V218H72ZM126 219H127V218H126ZM135 219H136V218H135ZM150 219H151V218H150ZM156 219H157V218H156ZM192 219H193V218H192ZM96 220H98V219H96ZM108 220H110V219L108 218ZM108 220H107V221H108ZM128 220H129V219H128ZM140 220H142V219H140ZM143 220H144V219H143ZM145 220H146V219H145ZM148 220H149V219H148ZM158 220H159V218H158ZM189 220H190V219H189ZM189 220H188V221H189ZM204 220H205V219H204ZM204 220H203V223H204ZM0 221H1V220H0ZM12 221H13V220H12ZM112 221H113V219H112ZM118 221H119V220H117V222H118ZM130 221H131V220H130ZM160 221H161V220H160ZM172 221H173V220H172ZM201 221H202V220H201ZM82 222H83V221H82ZM82 222H81V223H82ZM126 222H127V221H126ZM128 222H129V221H128ZM137 222H139V221H137ZM141 222H142V221H141ZM173 222H174V221H173ZM173 222H172V223H173ZM175 222H176V221H175ZM175 222H174V224H176ZM86 223H87V222H86ZM134 223H135V222H134ZM150 223H151V220H150ZM158 223H159V222H158ZM201 223H202V222H201ZM1 224H3V222H1ZM140 224H141V223H140ZM152 224H153V223H152ZM155 224H157V223L155 222ZM186 224H187V222H186ZM193 224H194V222H193ZM193 224H191V225H193ZM207 224H208V223H207ZM210 224H211V223H209V225H210ZM81 225H82V224H81ZM138 225H139V223H138ZM157 225H158V224H157ZM159 225H160V224H159ZM165 225H166V223H165ZM194 225H195V224H194ZM197 225H198V224H197ZM87 226H88V225H87ZM139 226L144 228V226H141V225H139ZM151 226H152V225H151ZM90 227H91V226H90ZM114 227H115V226H114ZM168 227H169V226H168ZM192 227H194V226H192ZM221 227H222V225H221ZM106 228H107V227H106ZM143 228H141V229H143ZM148 228H149V226H148ZM173 228H174V227H173ZM185 228H186V226H185ZM197 228H198V226H197ZM88 229H89V226H88ZM91 229H92V227H91ZM151 229H152V227H151ZM174 229H175V228H174ZM195 229H196V226H195ZM195 229H193V230H195ZM3 230H4V227H3ZM3 230L1 229V231H3ZM84 230H85V229H84ZM89 230H90V229H89ZM94 230H95V229H94ZM94 230H93V231H94ZM138 230H139V229H138ZM143 230H144V229H143ZM152 230H153V229H152ZM158 230H159V228H158ZM167 230H168V229L165 227V232H164V230H161V229H160V232H159V233H161V235H162V234L166 233ZM1 231H0V232H1ZM79 231H80V230H79ZM79 231H78V232H79ZM85 231H86V230H85ZM90 231H91V230H90ZM97 231H98V230H97ZM144 231H145V230H144ZM162 231H163L164 233H163ZM176 231H177V229H176ZM191 231H192V230H191ZM207 231H208V229H207ZM72 232H73V230L71 231V233H72ZM82 232H83V230H82ZM147 232H148V231H147ZM153 232H154V233H155V232L157 233V230H156V231H152V233H153ZM170 232H172V231H170ZM192 232H193V231H192ZM137 233H138V232H137ZM149 233H150V232H149ZM152 233H150V234H152ZM156 233H155V234H156ZM185 233H186V231H185ZM3 234H4V233H3ZM74 234H75V232H74ZM87 234H89V233H87ZM90 234H91V233H90ZM108 234H109V233H108ZM139 234H141V233H139ZM155 234H154V235H155ZM170 234H171V233H170ZM175 234H176V233H175ZM188 234H190V232H189ZM188 234L186 233V235H188ZM192 234H193V233H192ZM192 234H191V235H192ZM76 235H77V234H76ZM136 235H137V234H136ZM158 235H159V234H158ZM167 235H169V234H167ZM198 235H199V233H198ZM213 235H214V234H213ZM213 235H212V236H213ZM4 236H5V235H4ZM4 236H3V237H4ZM30 236H31V235H30ZM84 236H85V235H84ZM94 236H95V235H94ZM143 236H145V234H144ZM146 236H147V235H146ZM146 236H145L144 238H146ZM152 236H153V235H152ZM152 236H151V237H152ZM162 236H163V235H162ZM162 236H161V238H162ZM188 236H189V235H188ZM206 236H207V235H206ZM208 236H209V235H208ZM210 236H211V235H210ZM97 237H98V236H97ZM148 237H149V236H148ZM173 237H174V236H173ZM175 237H176V236H175ZM183 237H184V236H183ZM89 238H90V237H89ZM133 238H134V237H133ZM137 238H138V237H137ZM164 238H165V235H164V237H163L162 239H164ZM202 238H205V237H202ZM211 238H212V237H211ZM90 239H91V238H90ZM125 239H126V238H125ZM138 239H139V238H138ZM174 239H175V238H174ZM184 239H185V238H184ZM184 239H183V240H184ZM186 239H187V238H186ZM191 239H192V238H191ZM200 239H201V238H200ZM206 239H207V238H206ZM213 239H215V238H213ZM241 239H242V238H241ZM3 240H4V239H3ZM30 240H31V239H30ZM85 240H86V239H85ZM132 240H133V239H132ZM132 240H131V243H132V245H133ZM147 240H148V239H147ZM164 240H165V239H164ZM164 240H162V241H164ZM180 240H181V239H180ZM243 240H244V239H243ZM0 241H1V240H0ZM81 241H82V240H81ZM87 241H89V240H87ZM110 241H111V240H110ZM133 241H134V240H133ZM137 241H138V240H137ZM139 241H141V240H139ZM143 241H144V240H143ZM149 241H150V240H149ZM172 241H173V240H172ZM207 241H208V239H207ZM112 242H113V241H112ZM141 242H142V241H141ZM159 242H160V241H159ZM205 242H206V241H205ZM63 243H64V242H63ZM135 243H136V242H135ZM137 243L139 244V242H137ZM144 243H145V242H144ZM152 243H153V242H152ZM185 243H186V242H185ZM185 243H184V244H185ZM193 243H194V241H193ZM193 243H192V244H193ZM93 244H94V241H93ZM138 244H137V245H138ZM140 244H141V243H140ZM146 244H147V243H146ZM148 244H149V243H148ZM180 244L182 245V243H180ZM194 244H195V243H194ZM201 244H202V243H201ZM60 245H61V244H60ZM84 245H85V244H84ZM86 245H87V244H86ZM107 245H108V244H107ZM134 245H135V244H134ZM181 245H180V246H181ZM189 245H190V244H189ZM189 245H187V246H189ZM204 245H206V244H204ZM0 246H1V245H0ZM78 246H79V245H78ZM150 246H152V244H151ZM150 246H149V247H150ZM169 246H170V244H169ZM191 246H192V245H191ZM200 246H201V245H200ZM216 246H217V245H216ZM216 246H215V247H216ZM31 247H32V246H31ZM90 247H91V246H90ZM135 247H136V246H135ZM138 247H141V246L138 245ZM144 247H145V246H144ZM184 247H186V246H184ZM109 248H110V247H109ZM129 248H132V247L130 246ZM142 248H143V246H142ZM145 248H146V247H145ZM187 248H188V247H187ZM190 248H191V247H190ZM190 248H189V249H190ZM198 248H199V247H198ZM216 248H217V247H216ZM90 249H91V248H90ZM98 249H99V248H98ZM126 249H127V248H126ZM132 249H133V248H132ZM137 249H138V248H137ZM146 249H147V248H146ZM169 249H170V248H169ZM200 249H201V248H200ZM211 249H212V247H211ZM222 249H223V248H222ZM1 250H2V249H1ZM113 250H114V249H113ZM186 250H187V249H186ZM190 250H191V249H190ZM197 250H198V249H197ZM197 250H196V251H197ZM83 251H84V249H83ZM89 251H90V250H89ZM95 251H96V250H95ZM114 251H115V250H114ZM198 251H199V250H198ZM34 252H35V251H34ZM87 252H88V251H87ZM133 252H134V251H133ZM133 252H132V253H133ZM142 252H143V251H142ZM186 252H187V251H186ZM199 252H200V251H199ZM214 252H215V251H214ZM91 253H92V252H91ZM100 253H101V252H100ZM129 253H130V252H129ZM132 253L129 254L130 257H131V255H132ZM143 253H144V252H143ZM123 254H124V253H123ZM133 254H134V253H133ZM181 254H182V253H181ZM219 254H221V253L219 252ZM229 254H230V253H229ZM245 254H246V253H245ZM4 255H5V254H4ZM80 255H81V254H80ZM83 255H84V254H83ZM92 255H93V254H92ZM113 255H114V253H113ZM124 255H125V254H124ZM207 255H208V254H207ZM207 255H206V256H207ZM252 255H253V254H252ZM35 256H36V254H35ZM95 256H96V254H95ZM136 256H138V255H136ZM193 256H194V255H193ZM219 256H222V255H219ZM1 257H2V256H1ZM82 257H83V256H82ZM86 257H87V256H86ZM115 257H116V256H115ZM139 257H140V256H139ZM139 257H137V258H139ZM142 257H144V256H142ZM180 257H181V256H180ZM184 257H185V256H184ZM224 257H225V256H224ZM243 257H244V256H243ZM255 257H256V256H255ZM88 258H89V257H88ZM91 258H92V257H91ZM116 258H117V257H116ZM116 258H115V259H116ZM186 258H187V256H186ZM236 258H237V257H236ZM36 259H37V258H36ZM79 259H81V258H79ZM86 259H87V258H86ZM92 259H93V258H92ZM117 259H118V258H117ZM192 259H193V258H192ZM224 259H225V258H224ZM237 259H238V258H237ZM242 259H243V258H242ZM102 260H103V259H102ZM102 260H101V261H102ZM106 260H107V259H106ZM123 260H124V259H123ZM141 260H142V259H141ZM176 260H177V258H176ZM198 260H199V259H198ZM219 260H220V259H219ZM234 260H235V259H234ZM234 260H233V261H234ZM2 261H3V260H2ZM88 261H89V259H88ZM101 261H100V262H101ZM103 261H104V260H103ZM103 261H102V262H103ZM107 261H109V260H107ZM113 261H114V260H113ZM127 261H128V259H127ZM130 261H131V260H130ZM130 261H129V262H130ZM178 261H179V260H178ZM180 261H181V260H180ZM190 261H191V260H190ZM220 261H221V260H220ZM4 262H5V261H4ZM35 262H37V261H35ZM91 262H92V261H91ZM94 262H95V261H94ZM114 262H115V261H114ZM116 262H117V261H116ZM119 262H120V261H119ZM122 262H123V261H122ZM122 262H121V263H122ZM133 262H134V261H133ZM144 262H145V261H144ZM152 262H153V261H152ZM182 262H183V261H182ZM182 262H181V263H182ZM221 262H223V261H221ZM87 263H88V262H87ZM105 263H106V262H105ZM121 263H120V264H121ZM130 263H131V262H130ZM217 263H218V262H217ZM239 263H240V262H239ZM88 264H89V263H88ZM94 264H95V263H94ZM106 264H107V263H106ZM114 264H115V263H114ZM123 264H126V263H123ZM137 264H138V263H137ZM183 264H184V263H183Z\"/></svg>","mask_w":264,"mask_h":264}]
</instances>
